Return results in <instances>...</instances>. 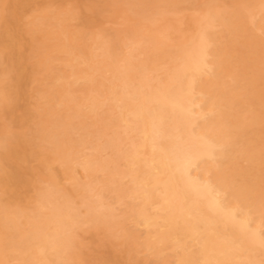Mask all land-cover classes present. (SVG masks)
Here are the masks:
<instances>
[{"label":"bare ground","instance_id":"6f19581e","mask_svg":"<svg viewBox=\"0 0 264 264\" xmlns=\"http://www.w3.org/2000/svg\"><path fill=\"white\" fill-rule=\"evenodd\" d=\"M3 0H0V5L2 4L1 2H2ZM7 1V0H6ZM5 1V2H6ZM13 2H11V1H7V2H10L11 4H13L14 5V3L16 2H14V0H12ZM26 1V0H25ZM33 0H30V4H31V2H32ZM45 2L47 1L48 2V0H44ZM59 1V0H58ZM57 1V2H58ZM74 1H76V0H61V3L60 4H62V3H64V4H70V6L72 5L71 4V2H73V3H75ZM77 1H79V0H77ZM76 1V2H77ZM119 1V0H118ZM145 1V0H144ZM160 1V0H159ZM175 1V0H174ZM223 0H179V1H175V2H173V3H171V4H169V5H167V4H162V6H160V4H159V6H160V9H156V10H149V8L147 9V8H143V7H141L139 4H138V2H137V0H124L123 1V4H116V1H113V2H110L111 3V8H108V10H105V9H103L102 7L100 8V6L98 5V6H93V7H91V5H88V6H90L91 8H89V11H84L83 12V14L82 15H80L78 12L79 11H75L74 13H71L70 14V16H69V18H70V22H73V19L75 18V20H76V18H77V20H80V23L78 22L77 24H79L78 25V28H76V26H75V28L77 29H75V32L73 33V34H71V32L69 31V29H71V27L68 29V27L67 26H65V24H63V22L66 20L65 18V20L64 21H62L61 23L60 22H58L57 20H55V21H57V22H55V23H53V24H55V26L57 27V29H58V35L60 34L62 37H63V40H62V42L59 44V42L61 41V40H59V42L57 43V44H53V42H52V46H50V44L49 45H47L46 44V42H44V40L48 37L47 35V37L44 39V40H42V38H40V40L38 39V41L40 42V41H43L45 44H46V46H50V47H52L53 48V51L55 50V51H57V52H62V53H64L65 55H67V57H68V59H66V60H68V65H66V69L68 68L69 69V76H68V78L69 79H67L66 81H65V78H61L63 81H65L66 82V88H64V90L62 89V87L60 88V89H62V90H58V91H62L61 92V98H62V100H60L62 103H61V105L63 104V102H65V104H66V102H70V103H72V105H73V107L75 106V108H76V112H75V114H83L81 117H85L84 115H86V117L87 116H91V117H93L97 112H99L100 110L99 109H105V110H107L108 109V107H109V109L111 108V109H113L114 111H115V116H114V118H113V120L111 121H109V122H107V124L105 125V120H104V124L102 125L103 126V128H105L103 131L100 129V131L101 132H98V135L99 136H97L96 134H97V132L95 133V137H98V139L101 137V138H103V143H102V145H100V147L98 148V149H96V147L94 148V149H96V150H91V149H89L87 152L86 151H84L85 153L83 154H81V155H84L83 156V163H84V166H85V168L87 169L88 168V170L91 172V171H95V170H100L101 171V169L102 170H105V171H107V168H108V164L109 163H113L112 162V160L113 159H110V158H107V157H105V156H103V154L105 153V151L106 150H109L110 151V153H112L111 155H114L115 157L114 158H116V159H121V160H123L124 161V163H125V171L123 170V172H120V171H122V169H119L120 171L119 172H114V173H111V175L113 174V180L112 181H109L110 183L108 184V186L111 188V192L115 195L114 197H116V202H117V200L118 201H121V202H119V203H122V198H123V196H124V194L126 195L127 194V196H129V198H131V199H133V200H136L137 201V205H136V217L138 218V219H140L141 220V222H142V225L144 226V228H145V234H143L142 236H145V237H143V238H145L144 239V249L149 253V255H148V253H147V255L148 256H153V259L155 260V258H156V256H158V257H160V256H162L161 254H164V253H162L164 250L165 251H169V252H172V255L173 256H170V258H174L173 259V263L172 264H241V263H237V261H238V257H239V251H240V244H237L238 242L240 243V241L242 240L241 239V237L239 238V236H236V234H235V236L237 237V238H239L240 239V241H238V242H236V240H234V239H231L232 237H230V238H228V237H223V236H220V234H219V232L217 233V228H216V223L217 222H219V224H221L220 222H222V224L220 225V226H222L223 225V223L225 222V225H226V223H228V224H230V225H232L233 227H234V229H236L237 230V232H239V233H241L242 235H244V236H246V237H248V239H250L251 241H254V242H259V238L258 237H260L261 239H262V237L259 235H257L256 233L257 232H260L259 230L256 232V230L255 229H253L252 228V224H250V220H249V215L252 217V214H247L248 215V217L246 216V215H242L243 214V211H244V207H243V204H244V202H241L242 201V199H240L241 201H239V204L240 203H243L242 204V207L239 205V204H236V206L237 205H239L240 207H241V209H243V211H242V217L241 218H236V214H235V212H234V209L233 210H231V211H228L227 209V211L221 206V204L223 203V201H222V203H220L221 202V199H222V197H221V199H219V192H218V194L217 195H215L216 196V198H217V196H218V199L220 200V202L215 198V196L213 197L212 196V190L213 189H215V187L214 188H210V186H211V184H210V186H209V183L211 182H209L208 183V181L207 182H200L199 180V182L196 180V179H194V178H196L198 175H196V177H192L191 176V169L193 168V167H195V166H197L196 164H197V161H199V158H201L202 156H203V158H204V155L205 156H211V153L213 152V151H215L214 150V148H212V150H211V144H210V142H208V141H210V139L212 140V138H210L208 141L207 140H205V139H207L208 138V136L206 135V137L207 138H205V136H203V135H199V134H197V133H194L193 134V132H192V128H190V125H191V122H192V120H195V118H196V120H198L199 118H198V116H201L202 115V117H204L205 115L204 114H207V115H209V116H211V118H212V116H213V114L215 115V114H217V112H216V109H218V110H220V109H222V111L223 110H227L228 109V111L230 112V110H229V108H230V105H229V107L227 108V109H223V107L225 106H228V105H226L225 104V102L223 103L222 102V100L220 101V100H218L217 98H216V96L215 95H218L219 94V96H220V94H222V93H218L219 91H218V89L220 90L221 88H218L217 90L215 89V88H213V89H215V92L216 91H218L217 92V94H215V92H214V94H211L212 92H210V90L206 93L208 96L207 97H213L212 95H214V97H215V99L213 100H211V99H208V100H210V102H209V104H208V102L206 103V104H208V107L206 106L205 107V105L206 104H204L206 101H207V97L205 98V99H202L203 97H205V95H202L203 97L201 98V96H199L198 98L196 97V96H194L195 95V93H194V95H193V77L195 76V75H197V74H199V73H202V75L204 74L203 72H201V71H203V70H205V72L208 70V69H210V63H209V65H208V60H207V56L208 55H210L209 54V48H210V46H209V42H212V45L211 46H213L214 44H215V42H216V40L218 41V43H221L222 42V40H221V38H220V42H219V39L218 38H216L214 41L215 42H213V41H210L209 40V38L208 37H215L214 35H213V32L214 31H212L211 29H215L216 27L214 26V25H216L217 26V24H215V22L217 23V21H215V20H218V19H216L215 17L218 15L217 14V12L219 11V4H220V2H222ZM234 1V0H233ZM240 0H237V2H239ZM254 1V0H253ZM255 1H257V0H255ZM259 2H258V8H257V11H255V10H249V9H247V7H246V10L244 11L245 13H244V16L247 18V22L248 21H253V19H254V17H255V15L257 14V13H259L260 11H262L263 10V8H264V0H258ZM5 3V4H8V3ZM19 2V1H18ZM21 2V1H20ZM22 2H24L23 0H22ZM34 2H36L35 0H34ZM39 2H42L41 0H38V2H36V5H37V3H39ZM46 2V3H47ZM52 2V1H51ZM79 2H81V3H83V0H81V1H79ZM95 2V1H94ZM108 2H109V0H108ZM158 2V1H157ZM224 3L226 2L225 0L223 1ZM229 2H231L232 3V1H228L227 3H228V5H229ZM236 2V3H237ZM241 2V1H240ZM9 3V4H10ZM27 3V4H26ZM45 3V4H46ZM48 3H50V1L48 2ZM48 3H47V5H48ZM78 3V2H77ZM107 3V2H106ZM105 3V4H106ZM110 3H109V5H110ZM164 3H165V1H164ZM227 3H225V4H227ZM8 4V5H9ZM10 4V5H11ZM23 4H25L24 6V8H28V7H26V5H28L29 3H28V1L27 2H25V3H23ZM53 5H54V1H53V3H52ZM63 4V5H64ZM233 4H235V3H233ZM241 4V3H240ZM249 4V3H248ZM8 5H7V7H8ZM13 5H12V7H13ZM15 5H16V3H15ZM33 5V4H32ZM34 5H35V3H34ZM41 5H44V3H42ZM56 5V4H55ZM58 5H59V2H58ZM108 5V4H107ZM227 5V8H229L230 9V6L231 5H229L228 6ZM246 5V4H245ZM18 6H19V4H18ZM40 6V5H39ZM77 6V5H76ZM81 6V5H80ZM105 6V5H104ZM143 6V5H142ZM247 6V5H246ZM42 7V6H41ZM46 7V6H45ZM52 7L53 6H51V8L50 7H46V8H44V7H42V8H44L45 10H47L48 12L50 11V12H52V11H54V10H52ZM66 7H68L67 5H66ZM78 7H79V4H78ZM108 6H106V8H107ZM155 7V6H154ZM157 7V6H156ZM223 7V6H222ZM238 7H239V5H238ZM237 7V8H238ZM6 8V7H5ZM19 8L20 9H22V11H23V13H24V15H25V13H27L28 12V10H24V8H22V5H21V7L19 6ZM36 8V7H35ZM40 8V7H39ZM71 8V7H70ZM80 8V7H79ZM158 8V7H157ZM236 8V9H237ZM7 9H10V7H8ZM6 9V10H7ZM11 9H13V8H11ZM15 9H16V6H15ZM38 9V8H37ZM77 9V8H76ZM75 9V10H76ZM81 9V8H80ZM222 9V8H221ZM225 9V8H224ZM235 9V10H236ZM5 10V11H6ZM18 10V9H17ZM30 10V13L32 12L31 11V9H29ZM42 10V9H41ZM41 10H39V12H41ZM82 10V9H81ZM231 10V9H230ZM234 9L232 10V11H235ZM238 10H239V8H238ZM237 10V11H238ZM8 11H10V10H8ZM24 11H26V12H24ZM36 10L34 9V12H35ZM58 11V10H57ZM223 11V10H222ZM231 11V12H232ZM7 12V11H6ZM6 12L4 13V14H6ZM11 12V11H10ZM9 12V13H10ZM13 12V11H12ZM34 12H32V13H34ZM65 12H67V11H65ZM220 12H221V10H220ZM219 12V13H220ZM230 11L228 12V14L229 13H231ZM1 13V12H0ZM15 13V12H14ZM13 13V14H14ZM17 13H19V14H23V13H21V11H17ZM31 13V17H33L34 16V14H32ZM37 13H38V10H37ZM45 13V12H44ZM222 13H225L224 11L222 12ZM222 13H220V15L222 14ZM235 13V15L234 14H232V15H234V17L236 16V12H234ZM238 13V12H237ZM11 14V13H10ZM16 14V13H15ZM29 14V13H28ZM27 14V15H28ZM39 14V13H38ZM58 13H54V12H52L51 13V16L50 17H53V19H54V17L57 15ZM60 14H63V13H60ZM226 14H227V11H226ZM225 14V15H226ZM238 14H242V12L241 13H238ZM237 14V15H238ZM3 15V14H2ZM67 15V17H68V13L66 14ZM66 15H61L62 17H65ZM219 15V16H220ZM224 15V14H223ZM224 15V16H225ZM10 16H12V15H10ZM14 16H18L17 14L16 15H14ZM28 16H30V15H28ZM37 15H35L34 17H36ZM40 16H42V15H40ZM61 16H59V17H61ZM239 16V15H238ZM243 16V15H242ZM243 16V17H244ZM263 16V15H262ZM3 17H5L4 15H3ZM6 17H7V15H6ZM5 17V18H6ZM15 17V18H16ZM22 17V16H21ZM31 17H30V19H31ZM47 17H49V16H47ZM46 17V18H47ZM218 17V16H217ZM221 17V16H220ZM225 17H227V16H225ZM240 17V16H239ZM257 17V16H256ZM260 17V16H259ZM5 18H3V19H5ZM9 18V17H8ZM8 18H7V20L5 19V21L7 22V24H6V26H4L5 24H2V25H0V40L3 42V41H5L4 39H6V43L7 44H13V42L16 40V39H18L19 38V35L16 33V31L19 29H16L15 30V32H13V30L11 29L10 30V28H11V26H13V22L10 24V20H8ZM18 19H19V17H17ZM24 18V19H23ZM23 18H21V19H23V20H21V21H25V17H23ZM29 18V17H28ZM46 18H43V19H40V18H37L36 19V22L35 23H38L37 25H39V26H43L44 28H48V26H51V25H49L48 23H47V20H53V19H50V18H48L47 20H46ZM57 18V17H56ZM214 18H215V20H214ZM223 18V17H222ZM228 18V17H227ZM232 18V17H231ZM241 18V17H240ZM258 18V17H257ZM261 18V17H260ZM13 19V18H12ZM35 19V18H34ZM221 19V18H220ZM237 19V18H236ZM263 21H264V19L263 18H261ZM14 20V19H13ZM27 20V19H26ZM74 20V22H76ZM187 20L188 21H190V24H191V26H193V30L191 31V32H188V33H177V30H184V28L186 27V23H187ZM222 20V19H221ZM233 20V19H232ZM238 20H239V18H238ZM243 20V18H241V21ZM258 21H260L259 19H257ZM261 20V21H262ZM20 21V22H21ZM33 21H35V20H33ZM54 21V20H53ZM61 21V20H60ZM244 21V20H243ZM246 21H244V22H246ZM260 21V22H261ZM2 22H3V20H2ZM20 22H18V23H20ZM66 22V21H65ZM232 22V21H231ZM234 22L235 21H233V24H234ZM238 21L236 20V22H235V26H236V24H238L237 23ZM246 22V23H247ZM255 22V21H254ZM15 23V22H14ZM24 23H26V21L24 22ZM35 23H33V24H35ZM219 24H220V22H218ZM245 23V24H246ZM75 24V23H74ZM227 24V23H226ZM239 24H240V26H241V23L239 22ZM242 24H243V22H242ZM244 24V26L243 27H245L246 25ZM259 24H262L261 25V27L260 28H262V26H263V23H259ZM28 25L30 26V24L28 23ZM76 25V24H75ZM221 25L222 24H220V27H221ZM3 26V27H2ZM17 27H18V25H16ZM27 26V25H26ZM213 26L215 27V28H213ZM224 26V25H223ZM222 26V27H223ZM232 26V25H231ZM248 26H250V23H249V25ZM28 27V26H27ZM31 27H32V23H31ZM212 27V28H211ZM219 27V25L217 26V29H219L220 28ZM222 27H221V29H222ZM227 27V26H226ZM229 27V26H228ZM21 28V27H20ZM24 27H22V29H23ZM50 28H52L53 29V27H50ZM55 28V27H54ZM208 28H210V30H211V32H212V35L213 36H211V33H209L208 35H207V30H208ZM250 28V27H249ZM249 28H246V29H248V31L251 33V31L249 30ZM14 29V28H13ZM21 29V30H22ZM49 29V28H48ZM56 29V28H55ZM226 29V28H225ZM234 29V28H233ZM238 30V29H240V28H235V30ZM254 29V28H253ZM258 29V28H257ZM263 29V28H262ZM27 30H30V29H27L26 28V34H28V35H30L29 33L32 31V30H30V32L29 33H27L28 31ZM220 30V29H219ZM218 30V31H219ZM230 30H232L231 29V27H230ZM230 30H229V32H230ZM38 31V30H37ZM44 30L42 29V32H43ZM209 31V30H208ZM226 31V30H225ZM225 31H223V32H225ZM233 31V30H232ZM240 31V30H239ZM242 31V33H243V30H241ZM247 31V30H246ZM247 31V32H248ZM253 31V30H252ZM3 32H4V34H3ZM32 32H34V31H32ZM36 32V31H35ZM47 32H48V30H47ZM54 32V31H53ZM72 32H73V29H72ZM210 32V31H209ZM216 32H217V30H216ZM215 32V33H216ZM227 32H228V28H227ZM234 33H236L235 31H233ZM254 32H255V29H254ZM19 33V32H18ZM43 33H46V32H43ZM42 33V35L44 36L45 34H43ZM250 33L249 34H247V35H250ZM261 32H259V34H260ZM50 34H54V33H50ZM49 34V35H50ZM223 34V33H222ZM222 34H220V36H222ZM225 34H226V32H225ZM229 34V33H228ZM239 34V33H238ZM244 34H245V32H244ZM253 34V33H252ZM256 34V33H255ZM37 35V36H36ZM35 36H36V38L38 37L39 38V36H41V37H43L41 34L38 36V34H36ZM234 35V34H233ZM236 35H237V33H236ZM241 35H243V34H241ZM240 35V36H241ZM30 36H32V35H30ZM30 36H28V39L30 38ZM34 36V37H35ZM219 36V35H218ZM224 34H223V39H225L224 38ZM251 37H252V35H250ZM255 36V35H254ZM45 37V36H44ZM43 37V38H44ZM226 37V36H225ZM238 37H239V35H238ZM244 37V36H243ZM250 37V38H251ZM257 37H260V35L259 36H256L255 37V40H256V38ZM23 39H24V37H22ZM50 38H52V41L54 40L53 39V37H52V35H51V37ZM56 38V37H55ZM229 38V40H230V38L231 37H228ZM233 38V37H232ZM235 38H237V36L235 37ZM245 38V37H244ZM247 38H249V37H247ZM254 38V37H253ZM260 38H262V37H260ZM31 39V38H30ZM29 39V40H30ZM49 39V38H48ZM238 39V41H239V38H237ZM242 39V38H241ZM246 39V38H245ZM245 39H243V43H244V40ZM212 40V39H211ZM227 40V39H226ZM262 40V39H261ZM47 41V40H46ZM58 41V40H57ZM56 41V42H57ZM235 41V44H236V40H234ZM263 41V40H262ZM4 42V43H5ZM19 42H21V41H19ZM32 42H35V41H32ZM224 42H225V40H224ZM228 42V41H227ZM230 43H231V41H229ZM228 42V44H230ZM246 42H247V39H246ZM245 42V43H246ZM248 42H251V40H249ZM247 42V43H248ZM254 43H255V41H253ZM260 42V41H259ZM26 43V42H25ZM42 43V42H41ZM214 43V44H213ZM242 43V45H244ZM39 44V43H38ZM45 44H42V45H44V47H45ZM226 45H227V43H225ZM232 44H233V42H232ZM237 44L239 45V42H237ZM6 45V44H5ZM14 45V44H13ZM40 45V44H39ZM216 45H217V43H216ZM253 44L251 43V46H252ZM256 44H254V46H255ZM259 45H261V44H259ZM2 46V45H1ZM18 46V45H17ZM29 46V45H28ZM31 46V45H30ZM85 46H87L86 48H89V52H88V55H84L85 53H87L86 51H85V53H83L82 52V49L83 48H85ZM215 46V45H214ZM211 47L210 49H212V48H215V47ZM223 46V45H222ZM233 46H235V45H233ZM237 46V45H236ZM2 47H4V45L2 46ZM12 47H14L15 48V46H12ZM24 47V46H23ZM37 46H35L34 48H36ZM40 47H41V45H40ZM44 47H41V48H36V50L37 49H42V50H37V51H43V49H45ZM49 47V49H48V52H50L51 50V48ZM238 47V46H237ZM247 47V44H246V46H245V48ZM250 47V46H249ZM5 48V47H4ZM4 48H1L2 50L4 49ZM6 48H7V46H6ZM30 48V47H29ZM29 48H28V50H29ZM34 48H33V50H34ZM224 48V47H223ZM243 48V47H242ZM241 48V49H242ZM252 48H254L253 46H252ZM252 48H250V49H252ZM256 48H258L257 46H256ZM18 48L16 47V50H17ZM22 49V48H21ZM31 49H32V47H31ZM216 49V48H215ZM219 49V48H218ZM221 49V48H220ZM227 49H229L228 47H227ZM240 49V48H239ZM240 49V50H241ZM248 49V48H247ZM246 49V50H247ZM249 49V50H250ZM10 50V49H9ZM8 50V51H9ZM50 50V51H49ZM86 50H88V49H86ZM225 50V49H224ZM245 49H244V51H246ZM248 50V51H249ZM253 50V49H252ZM255 50V49H254ZM257 50V49H256ZM4 51H6L7 52V50L6 49H4ZM45 51H46V49L44 50V53H45ZM53 51H51V52H53ZM229 51H230V49H229ZM232 51V50H231ZM260 51V50H259ZM262 51L263 50H261V53H262ZM6 52L4 53V54H6ZM17 52V51H16ZM21 52L22 51H20L19 53H20V55H21ZM40 52V53H41ZM154 52H156L157 54H152V53H154ZM225 52V51H224ZM227 52V51H226ZM247 52V51H246ZM31 53V52H30ZM38 53V52H37ZM37 53H34V54H37ZM39 53V54H40ZM212 53V52H211ZM217 53V52H216ZM229 53V52H228ZM238 53V52H237ZM245 53V52H244ZM248 53V52H247ZM258 53H260V52H258ZM260 53V54H261ZM4 54H0V55H4ZM10 54V53H9ZM25 54V53H24ZM31 54H33V52L31 53ZM37 55V58L38 57H40V55ZM46 54V53H45ZM58 54V53H57ZM152 54V55H151ZM239 54V53H238ZM241 54V53H240ZM253 54H255V52L253 53ZM51 55V54H50ZM53 55V54H52ZM58 55H60V54H58ZM167 55H169V56H172V58H171V61L173 60V58H174V60L176 61H174L175 62V64H174V68L173 69H170V70H172V72H171V74H168V79H167V81L165 82V81H160V79L157 77V75H156V72L158 71V70H161V71H163V70H165L166 68H164L163 70H162V68L165 66V65H163V67H162V65H160L161 64V62L158 60V56H164V57H166ZM215 55V54H214ZM213 55V56H214ZM242 55V54H241ZM248 55V57L251 55V54H247ZM262 55V54H261ZM261 55H259L258 54V56H261ZM4 56H6V57H8L9 58V56L6 54V55H4ZM12 55L10 54V57H11ZM18 56H19V54H18ZM27 55H25V57H26ZM28 56H29V54H28ZM36 56V55H35ZM44 56V55H43ZM46 56H47V54H46ZM210 56H212V54L210 55ZM243 56V55H242ZM246 56V55H245ZM252 57H256L255 55H251ZM250 56V57H251ZM31 57V56H30ZM163 57V58H164ZM239 57V56H238ZM248 57H246V59L248 58ZM15 58V57H14ZM14 58H13V60H14ZM27 58V57H26ZM36 58V57H35ZM45 58V57H44ZM44 58H42V60H45ZM47 58V57H46ZM51 58V57H50ZM50 58H48L47 60L49 61L50 60ZM60 58V57H59ZM62 58H63V55H62ZM242 58V57H241ZM261 58V57H260ZM259 58V59H260ZM10 59V58H9ZM8 59V60H9ZM24 58H15V63H16V66H17V68H18V70H20V69H22V67L23 66H25V64H26V61H25V63L24 64H22L23 63V60ZM28 59V58H27ZM39 59H41V58H39ZM170 59V58H169ZM243 59H245V58H242L241 60H243ZM259 59H258V61H259ZM2 60V59H1ZM11 60V59H10ZM33 60H36V59H33ZM62 60V59H61ZM64 60H65V58H64ZM63 60V61H64ZM254 60H255V58H254ZM254 60H250V61H252V62H254ZM63 61H62V63H63ZM167 63H165V64H167L166 65V67L168 66V65H170V64H168V56H167ZM238 61V60H237ZM237 61H235L236 63L235 64H240V65H238V66H240V67H242L243 65H242V63H237ZM247 61V60H246ZM255 61H257V57H256V60ZM11 62V61H10ZM33 62V61H32ZM45 62V61H44ZM213 62V61H212ZM211 62V63H212ZM215 62V61H214ZM220 62H222V60L220 61ZM239 62H241V61H239ZM243 62V61H242ZM244 62H245V60H244ZM243 62V63H244ZM248 62H249V60H248ZM248 62H246V63H248ZM251 62V63H252ZM2 63H3V61H2ZM29 63V62H28ZM59 63H61V62H59ZM251 63H249L250 65H251ZM258 63V62H257ZM256 63V64H257ZM41 65H42V63H40ZM55 64V63H54ZM57 64V63H56ZM66 64H67V62H66ZM245 64V63H244ZM248 64V65H249ZM6 65V64H5ZM9 65V64H8ZM39 65V64H38ZM47 65V64H46ZM65 65V64H64ZM242 65V66H241ZM252 65H255V64H253L252 63ZM252 65H251V67H252ZM260 65H261V60H260ZM260 65H258V66H260ZM29 66H31L30 65V63H29V65H28V67ZM40 66V65H39ZM39 66H37V67H39ZM67 66H69V67H67ZM233 66V65H232ZM231 66V67H232ZM246 66H247V64H246ZM258 66L256 67V68H254V66H253V70H257V68H258ZM263 66H264V64H263ZM34 67V66H33ZM33 67H31V69L33 68ZM41 67H43V66H41ZM212 67L214 68V66L212 65ZM211 67V68H212ZM223 67V66H222ZM225 67V66H224ZM230 67V68H231ZM236 67H237V65H236ZM240 67H239V69H240ZM262 67V65L259 67V69ZM4 68V67H3ZM9 68V67H8ZM12 68V67H11ZM48 68H50V64H49V67ZM60 68V67H59ZM212 68V71H210V76L212 75L213 77L214 76H216V75H214L213 74V69ZM227 68V67H226ZM229 68V67H228ZM234 68H235V65H234ZM247 68V67H246ZM263 68V67H262ZM14 69H15V67H14ZM24 69H25V67H23V71H24ZM26 69H27V66H26ZM34 69V68H33ZM39 69H41L40 67H39ZM53 69V68H52ZM239 69H237V70H239ZM35 70H36V68H35ZM35 70H32V71H34L35 73H39V76H41V75H43V77H44V75L47 73V71H49V69H47V70H45V67H44V70H42L43 72H39V71H35ZM51 70V69H50ZM54 70H56V69H54ZM59 70H61V68L59 69ZM59 70H56L57 72L56 73H60V71ZM170 70H169V73H170ZM221 70V69H220ZM220 70H219V73H220ZM232 70H236V69H233V67H232ZM240 70H242V69H240ZM245 70V69H244ZM262 70H264V69H262ZM16 71H17V69H16ZM59 71V72H58ZM62 71V70H61ZM66 71V70H65ZM64 71V72H65ZM223 71V70H222ZM248 71V70H247ZM51 72H52V70H51ZM159 72V71H158ZM164 72V71H163ZM211 72H212V74H211ZM218 72V71H217ZM227 72V71H226ZM229 72V71H228ZM234 72V71H233ZM242 72V71H241ZM246 72V71H245ZM259 72H260V70H259ZM16 73V72H15ZM14 73V74H15ZM18 73H20V72H18ZM17 73V74H18ZM167 73H168V71H167ZM166 73V74H167ZM249 73V72H248ZM253 73V72H252ZM258 73V72H257ZM262 72H260V73H258V76L260 77V76H263V75H260ZM263 73H264V71H263ZM61 74V73H60ZM65 74V73H64ZM205 74H207L208 75V77H209V74H208V72L207 73H205ZM204 74V75H205ZM235 74H238L236 71H235ZM254 74V73H253ZM0 75L1 76H4V75H6V73L4 72V70H1L0 69ZM22 75H24L23 73H22ZM21 75V76H22ZM36 75V74H35ZM52 75V74H51ZM50 75V76H51ZM54 75V74H53ZM59 75V74H58ZM62 75L63 74H61V77H62ZM227 75V74H226ZM233 75H234V73H233ZM233 75H232V77H233ZM247 75V76H246ZM246 77H249L250 76V74H249V76H248V74L246 73ZM19 76V75H18ZM65 76V75H64ZM63 76V77H64ZM67 76V75H66ZM164 76H165V73H164ZM212 76H211V78H212ZM224 76V75H223ZM222 76V77H223ZM235 76H240L239 74L238 75H235ZM257 76V75H256ZM11 77V76H10ZM56 77H58V76H56ZM160 77V76H159ZM163 77V76H162ZM183 77H186V78H183ZM227 76H224V78H226ZM230 75H229V80H231V82L230 83H232V81H235V79H237V78H240L239 79V81L243 84V82H242V80H241V77H235V79H233V78H231L230 79ZM244 77V76H243ZM242 77V78H243ZM18 78V77H17ZM35 78V77H34ZM39 78V77H38ZM38 78H35V79H38ZM41 78V77H40ZM51 79H53V77H50ZM182 78L183 79H185L186 80V86H183V87H185V89H180V87L179 86H181V85H179V84H181V82L182 81H185V80H182ZM195 78V77H194ZM203 79L205 78V77H202ZM218 78H219V76H218ZM217 78V79H218ZM221 78V77H220ZM43 79H45V78H43ZM49 79V78H48ZM56 80L58 79V78H55ZM54 79V80H55ZM213 79H215V78H212V79H210V80H213ZM245 79V78H244ZM260 79V78H259ZM262 79H264V77L262 78ZM17 80H19V78L17 79ZM38 80H40V79H38ZM45 80H47V78L45 79ZM53 80V83L55 82ZM58 80H60V78L58 79ZM57 80V81H58ZM201 79H200V76H199V81H200ZM205 80V79H204ZM207 78H206V83H208L207 82ZM216 80V79H215ZM215 80H213V81H211V82H213L214 83V81ZM2 81V80H1ZM12 81V80H11ZM11 81H9L8 83L9 84H11V85H13V86H11V85H9L10 87H14V85L15 84H12L11 83ZM14 81V80H13ZM16 81V80H15ZM25 81V80H24ZM29 81V80H28ZM44 81V80H43ZM48 81V80H47ZM56 81V82H57ZM61 81V80H60ZM102 81H104V83H102ZM209 81V80H208ZM222 81V80H221ZM237 81H238V79H237ZM237 81H235V82H237ZM243 81H245L246 82V79L245 80H243ZM248 81H249V78H248ZM259 81H262L261 79L259 80ZM6 82H7V80H6ZM46 82V81H45ZM44 82V83H45ZM52 82V81H51ZM55 82V83H56ZM197 82V81H196ZM216 82L217 83H219V85H220V82H218L217 80H216ZM224 82V81H223ZM235 82H233L234 83V85H235ZM244 82V83H245ZM251 82V81H250ZM2 83H3V81H2ZM42 83V82H41ZM47 83H49V82H47ZM60 83V82H59ZM195 83V82H194ZM205 83V82H204ZM222 83V82H221ZM232 83V84H233ZM241 83H240V85H241ZM256 84L258 83V81H256L255 82ZM262 83V82H261ZM62 84V83H61ZM174 84H176L177 85V87H175L173 90H171V87L174 85ZM183 84V83H182ZM196 84V83H195ZM223 84V83H222ZM246 84L248 85V84H250V83H247L246 82ZM252 84V83H251ZM256 84H252V86H255ZM20 85V84H19ZM53 85V84H52ZM179 85V86H178ZM183 85H185V84H183ZM207 85V84H206ZM210 85V84H209ZM212 85V84H211ZM216 85V84H215ZM214 85V86H215ZM223 85H225V84H223ZM223 85L221 86L220 85V87H222L223 88ZM238 84L236 83V87H238L237 86ZM246 85V86H247ZM262 85H263V83H262ZM1 86V85H0ZM6 86H8V85H6ZM18 86V85H17ZM22 86V85H21ZM20 86V87H21ZM54 86V85H53ZM77 86H83V87H85V88H87L86 89V92L83 94L82 92V97L80 98V99H78L77 97H78V95H76L74 92H76V90L77 89H79V87L78 88H76L75 89V87H77ZM217 86V85H216ZM227 86V85H226ZM233 86V85H232ZM245 86V85H244ZM249 86V85H248ZM247 86V87H248ZM258 86V85H257ZM24 87V86H23ZM34 87V86H33ZM51 87V86H50ZM103 87H105L104 89H103ZM205 88L207 87H209V86H204ZM211 88L213 87V86H210ZM209 87V88H210ZM219 87V86H218ZM228 87V89L231 87V86H227ZM235 86H233L232 87V89L234 88ZM236 87H235V90H233L235 93L237 92L236 91ZM246 87V90H248V88ZM259 87V86H258ZM261 87H263V86H261ZM4 88H6V87H4ZM3 88V90H5ZM9 88V87H8ZM16 88V87H15ZM54 88V87H53ZM58 88V87H57ZM56 88V89H57ZM84 88V89H85ZM195 88V87H194ZM206 88V89H207ZM224 88L227 90V88L224 86ZM223 88V89H224ZM242 88V90L244 89L243 87H241ZM253 88H256V87H253ZM264 88V87H263ZM263 88L261 89V88H259V89H261V90H263ZM231 88H230V91H226V90H224L225 92L223 93V94H225L226 92H229L230 94H231V90H232ZM250 89H252L251 88V85H250ZM3 90H1L0 89V91H3ZM8 90V89H7ZM11 90V89H10ZM18 90V89H17ZM34 90V89H33ZM53 90V89H52ZM212 90V89H211ZM222 90V89H221ZM237 90H238V88H237ZM254 90V89H253ZM259 93L261 92V91H259L258 89H256ZM24 91V90H23ZM45 91V90H44ZM48 91H49V89H48ZM239 91H241L240 90V87H239ZM255 91V90H254ZM264 91V90H263ZM263 91H262V95L264 94L263 93ZM18 92H19V90H18ZM39 92H42V91H39ZM47 92V91H46ZM51 92V91H50ZM195 92H197V91H195ZM210 92V94H211V96H209V93ZM221 92H223V91H221ZM234 92H232V94L234 93ZM245 92H248V91H244V93ZM249 92H250V90H249ZM248 92V93H249ZM253 92V91H252ZM251 92V93H252ZM257 92V93H258ZM12 93H14V95H15V97L17 96V91H16V89H14V90H12ZM21 93V92H20ZM31 92H29V93H27L28 94V96H30L31 94H30ZM33 93V92H32ZM76 93H80V92H76ZM200 93V92H199ZM198 93V94H199ZM235 93H234V96H236L235 95ZM239 94H240V92H238ZM253 93H256V92H253ZM251 94V95H253L254 96V94ZM25 94V93H24ZM49 94V93H48ZM55 94V93H54ZM58 94V93H57ZM75 94V95H74ZM237 94V93H236ZM200 95V94H199ZM229 95V94H228ZM238 95V94H237ZM241 95V94H240ZM246 96H249V98H250V95H247V93L245 94ZM12 96V95H11ZM21 96H22V94H21ZM35 96V95H34ZM58 96H60V95H58ZM80 96V95H79ZM222 96V95H221ZM225 96V95H224ZM244 95H241V99H242V101H244V102H242V103H244L245 104V102H248V101H246V100H243V99H245L244 97H243ZM245 96V97H246ZM252 96V97H253ZM11 98L10 96H9V94H7V93H5V91L4 92H0V102H1V108H0V111H6V110H9L11 107L12 108H14L13 107V105L17 102L16 101V98ZM32 97V96H31ZM31 97H29V98H31ZM55 97V96H54ZM218 97V96H217ZM227 97H230V99H231V97H232V95H229V96H227ZM243 97V98H242ZM251 97V98H252ZM254 97H256V95L254 96ZM264 97V96H263ZM263 97H261V98H259L258 97V95H257V100L259 101V99H261L260 101H259V103H261V101H263L264 99H263ZM20 98V97H19ZM28 98V97H27ZM26 98V99H27ZM53 98V97H52ZM58 97H56V99H57ZM219 98H221V97H219ZM233 98H235V97H232V99ZM237 98H239L238 96H237ZM247 98V97H246ZM259 98V99H258ZM36 99H39V98H36ZM55 99V100H56ZM216 99H217V102H216ZM229 99V101H227L228 99H226V103L228 102V104L230 103V104H232V102L234 101V99H233V101L231 102V100ZM240 99V100H241ZM44 100V99H43ZM42 100V101H43ZM48 100H50V99H48ZM54 100V101H55ZM199 100H201V101H204L205 100V102H202L201 104H202V106L201 105H199ZM252 100V99H251ZM250 100V101H251ZM253 100H254V98H253ZM256 99L254 100V102L255 101H257ZM40 101H41V99H40ZM218 101H220V103H223L222 105H224L222 108H220V107H218L217 108V103H218ZM236 102H239V101H237V100H235ZM257 101V102H258ZM28 102H30V101H28ZM38 102V101H37ZM56 102H57V100H56ZM252 102V101H251ZM253 102V103H254ZM257 102H255V104L257 103ZM31 103H33V102H31ZM54 103V102H53ZM241 103V104H242ZM250 103V102H249ZM17 104V103H16ZM28 104V103H27ZM46 104V103H45ZM51 104V103H50ZM67 104H69V103H67ZM235 104V103H234ZM233 104V105H234ZM240 104V106L242 107V105ZM248 104V103H247ZM263 104V103H262ZM29 106H30V104H28ZM27 105V106H28ZM44 105V104H43ZM47 105V104H46ZM57 105H59L58 103H57ZM57 105H56V107H57ZM61 105H59V106H61ZM203 105H204V107H203ZM238 105V104H237ZM246 105V104H245ZM264 105V104H263ZM16 106V105H15ZM33 106V105H32ZM38 106H39V104H38ZM59 106H58V108L57 109H59ZM105 106H107V108H103V107H105ZM248 106H249V104H248ZM250 106H252V103H251V105ZM249 106V107H250ZM257 106V105H256ZM255 106V107H256ZM19 109H20V107L19 106H17ZM31 107V106H30ZM29 107V108H30ZM47 107V106H46ZM231 107H233V106H231ZM247 107V106H246ZM245 107V108H246ZM252 107H254V106H252ZM252 107H250V109L252 108ZM258 108H261L260 106H259V104H258V106H257ZM264 106H262V108H263ZM41 108V107H40ZM42 108H45V107H42ZM51 108H53V106H51ZM63 108V107H62ZM67 108V107H66ZM248 108V107H247ZM246 108V109H247ZM15 109H16V107L13 109V111L15 112ZM18 109V110H19ZM38 110H39V107L37 108ZM54 109V108H53ZM61 109V108H60ZM64 109V108H63ZM108 109V110H109ZM110 109V110H111ZM231 109V108H230ZM234 109V108H233ZM245 109V111H248L249 110V108H248V110H246ZM253 109V108H252ZM47 110V109H46ZM50 109H48V111H49ZM56 110V109H55ZM54 110V111H55ZM71 109L69 108V110L68 111H70ZM74 110V109H73ZM99 110V111H98ZM107 110V111H108ZM110 110H109V113H110ZM243 110V109H242ZM254 110V109H253ZM260 109H258V112H259V114L258 115H262V114H260V111L262 110H260ZM263 110H264V108H263ZM17 111V110H16ZM64 111V110H63ZM75 111V110H74ZM222 111H220V113L222 114ZM241 111V110H240ZM13 112V113H14ZM53 112V111H52ZM52 112L51 113H49V115L50 114H52ZM59 113L61 112L60 110L58 111ZM251 112H252V110H251ZM255 112V111H254ZM256 112H257V109H256ZM255 112V113H256ZM10 113H11V111H10ZM18 113H19V111H18ZM45 113V112H44ZM47 113V114H48ZM67 113V112H66ZM71 113H73V111L71 112ZM100 113H103L102 111L100 112ZM105 113L107 114V112L105 111ZM231 113H232V111H231ZM245 113H248V114H250L249 113V111L248 112H245ZM244 113V114H245ZM2 114V113H1ZM5 114V113H4ZM7 114V113H6ZM58 114V113H57ZM68 114H70V112L68 113ZM227 114H228V112H227ZM225 115V114H222V115H225V116H223V117H225V119L228 117L229 119H230V117H231V119L233 118H237V117H232V115L229 117L228 115ZM233 114V113H232ZM235 114H236V112H235ZM253 112L251 113V115H248V116H252L253 117ZM57 116L56 114H53V116ZM58 115H60V114H58ZM62 115V114H61ZM98 115V114H97ZM96 115V116H97ZM100 115V114H99ZM111 115V114H110ZM204 115V116H203ZM218 115V114H217ZM217 115H215V116H217ZM222 115H221V118H223L222 117ZM234 115V114H233ZM257 115V114H256ZM2 116H4V118H6V116L7 115H3L2 114ZM9 116V115H8ZM19 116V115H18ZM66 116V115H65ZM65 116H64V119H65ZM76 116V115H75ZM104 116V115H103ZM107 116H108V114H107ZM106 116V117H107ZM113 116V115H112ZM208 116V117H209ZM235 116V115H234ZM255 116V115H254ZM1 117V116H0ZM48 117V116H47ZM63 117V116H62ZM67 117V116H66ZM69 117H71V115L69 116L68 115V118ZM90 117V118H91ZM16 118H17V116H16ZM20 118V117H19ZM52 118H54V120L56 121V118L55 117H52ZM58 118H60V117H58ZM73 118H74V115H73ZM89 118V119H90ZM99 118V117H98ZM102 118V117H101ZM101 118H100V120H101ZM198 118V119H197ZM205 118H207V117H205ZM204 118V120H206V121H204L203 120V123L204 122H207L209 119H210V117H209V119L207 120V119H205ZM244 118V117H243ZM251 118V117H250ZM257 118H259L258 116L257 117H255V119H257ZM3 119V118H2ZM1 118H0V121L2 120ZM7 119V118H6ZM9 119H10V116H9ZM12 119V118H11ZM18 119V118H17ZM67 119V118H66ZM76 119H77V116H76ZM78 119H80V118H78ZM86 119V118H85ZM95 119H97V118H95ZM95 119H93L94 121H95ZM103 119V118H102ZM104 119H106L105 117H104ZM110 119H112V117L110 118ZM213 119H214V116H213ZM215 119L217 120L218 118L217 117H215ZM224 119V120H225ZM260 119V118H259ZM259 119H257V121L259 120ZM36 120H38V119H36ZM36 120H33V121H36ZM62 120V119H61ZM61 120H59L60 122H61ZM71 121H72V118L70 119ZM69 120V121H70ZM211 120V119H210ZM216 120L214 121L213 120V122H216ZM221 120V119H220ZM238 120V119H237ZM263 120V118L262 119H260V121H262ZM4 121V120H3ZM2 121V122H3ZM10 121V120H9ZM14 121L16 122V120H15V116H14ZM44 121V120H43ZM57 121H58V119H57ZM56 121V123H58ZM65 121V123H67L68 121H66V120H64ZM86 121H88V118H87V120ZM90 121V120H89ZM97 121H99V119L97 120ZM106 121H108V120H106ZM236 121V120H235ZM243 121H244V119H243ZM257 121H254L255 122V124L257 123ZM4 122H7V121H4ZM10 122H12V121H10ZM18 122H19V120H18ZM53 122V121H52ZM59 122V123H60ZM74 122V121H73ZM96 122V121H95ZM194 122H196V121H194ZM193 122V123H194ZM199 122V121H198ZM201 122V121H200ZM208 122H210V121H208ZM212 122V121H211ZM213 122L211 123V124H213ZM225 122H229V121H227V120H225L224 122H223V124L225 123ZM231 122H232V120H231ZM239 122V121H238ZM263 122V121H262ZM58 123V124H59ZM69 123V122H68ZM76 123V122H75ZM91 123H92V121H91ZM99 123V122H98ZM197 123V122H196ZM202 123V122H201ZM222 123V120L221 121H219V124H221ZM233 123V122H232ZM242 123H245V122H242ZM8 124H10V123H8ZM21 124H22V122H21ZM48 123L46 122V125H47ZM60 124H62V122L60 123ZM60 124H59V127H60ZM74 124V123H73ZM94 124V123H93ZM101 124V123H100ZM198 124V123H197ZM205 124V123H204ZM207 124V123H206ZM217 124H218V122H217ZM218 124V125H219ZM222 124V125H223ZM234 124V123H233ZM253 124V123H252ZM252 124H249V125H252ZM254 124V125H255ZM262 124V123H261ZM6 125H7V123H6ZM6 125H5V127H6ZM13 125H14V123H13ZM17 125V124H16ZM45 125V124H44ZM49 125V124H48ZM51 126H52V123L50 124ZM49 125V126H50ZM54 125V124H53ZM63 125H64V123H63ZM69 125V124H68ZM66 126V125H64V128H65V126L67 127V131L69 132V136H70V134H73V136H76V135H74V134H76V133H78L77 131H76V129L74 128V125L72 126L71 124L69 125V126ZM88 125V124H87ZM194 125H196L195 123H194ZM193 125V126H194ZM199 125V124H198ZM215 125H216V123H215ZM225 125H226V123H225ZM223 126V127H226V126ZM260 125V124H259ZM23 126V125H22ZM57 126V125H56ZM56 126L55 127H53V128H55V130H56ZM62 126V125H61ZM76 126V125H75ZM85 126V125H84ZM83 126V127H84ZM89 127H90V125H88ZM96 126V125H95ZM94 126V127H95ZM192 126V125H191ZM200 126V125H199ZM201 126H202V124H201ZM207 126V125H206ZM247 126V125H246ZM258 125H256V127H257ZM7 127H8V130H10L11 128H9L10 126H8L7 125ZM13 127V126H12ZM14 127H17V126H14ZM19 127V126H18ZM46 127H48V126H46ZM77 127V126H76ZM91 127H92V125H91ZM94 127H92V128H94ZM99 127H101V126H99ZM196 127H197V125H196ZM195 127V129H197ZM203 127V126H202ZM214 127V124H213V126H212V128ZM216 127V128H215ZM212 130H219V128H221L222 126H220L219 128L217 127V125L215 126ZM232 127V126H231ZM252 127H254V126H252ZM261 127V126H260ZM1 128H2V126H1ZM30 126H29V130H30ZM33 128V127H32ZM37 128V127H36ZM49 128V127H48ZM58 128V127H57ZM60 128H62V127H60ZM63 128V129H64ZM80 128V127H79ZM86 128H87V126H86ZM102 128V127H101ZM102 128V129H103ZM201 128V127H200ZM200 128H198V129H200ZM211 128V127H210ZM209 128V129H210ZM241 128H243V124H242V127ZM249 128H251V127H249ZM13 129V128H12ZM15 129V128H14ZM18 129H20V128H17V130ZM78 129V128H77ZM87 129H89V128H87ZM87 129H85V130H87ZM197 129V131L196 132H199L200 130H198ZM203 129V128H202ZM205 129H206V127H205ZM247 129H248V126H247ZM256 129V128H255ZM259 129V128H258ZM21 130V129H20ZM54 130V131H55ZM59 130H61V129H59ZM65 130V129H64ZM84 130V131H85ZM92 130V129H91ZM96 130V129H95ZM217 130V133H219L220 132V130L218 131ZM225 130H226V128H225ZM245 130V129H244ZM31 131V130H30ZM29 131V132H30ZM53 131V130H52ZM52 131L51 130H49V129H43V128H40V129H36L35 131H34V134L31 136V137H29V139L26 141V143H24L25 144V146L24 147H26V144H27V146H32V145H35V142L38 144V146H40L42 149H43V151L46 153V154H43L42 153V151H40V153H42L43 155H45V156H42L43 158L44 157H46L47 156V153L48 154H52L50 151L49 152H47V150L48 149H50V148H52V144L54 143V139H56V138H54V136H55V134L57 133V132H59V131H57V132H55L54 134L52 133ZM53 131V132H54ZM62 131V130H61ZM89 131H90V129H89ZM97 131H99V130H97ZM129 131H131V132H133V134H134V132H135V134H136V136H137V140H129V137H128V132ZM204 130H202V132H203ZM208 131H211V130H208ZM251 131H253V130H249V132H251ZM26 132V129L24 130V133ZM33 132V131H32ZM131 132H129L130 134H131ZM214 132V131H213ZM222 132H223V130H222ZM225 132V131H224ZM14 133V132H13ZM60 133V132H59ZM62 133V132H61ZM60 133V134H61ZM64 133V132H63ZM200 134H201V132H199ZM204 133V132H203ZM209 133V132H208ZM212 133V132H211ZM237 133H238V131H237ZM259 133H260V129H259ZM8 134V136H9V133H7ZM22 133H20V135H21ZM28 134V133H27ZM86 134V133H85ZM205 134V133H204ZM214 134V133H213ZM224 134V133H223ZM228 134H230V133H228ZM228 134H226V135H228ZM234 134H236V133H234ZM6 135V134H5ZM10 135H12V136H14L15 137V135L14 134H10ZM17 135H19L18 133H17ZM30 135V134H29ZM78 135H80L79 133L77 134V136ZM83 135V134H82ZM82 135H81V137H82ZM94 134H92V136H93ZM216 135V134H215ZM220 135V134H219ZM231 135H233V134H231ZM240 135V134H239ZM60 136V135H59ZM62 136V135H61ZM66 136V135H65ZM64 136V137H65ZM91 136V137H92ZM205 138H203V137ZM217 136H218V134H217ZM221 136H223L222 134H221ZM229 136V135H228ZM228 136H227V139L226 140H230V139H228ZM245 136V135H244ZM251 136V135H250ZM1 137V136H0ZM2 137H4V136H2ZM56 137V136H55ZM68 137V136H67ZM80 137V138H81ZM90 137V136H89ZM90 137V138H91ZM211 137H213V135L211 136ZM215 137V136H214ZM236 137V136H235ZM260 137V136H259ZM259 137L257 138V139H259ZM10 138V137H9ZM21 138H23V136L21 135ZM62 138H63V136H62ZM69 138V137H68ZM67 138V139H68ZM70 138H71V136H70ZM73 139L74 141H75V143L77 144V145H79V147H80V144H83L84 142H86L85 140H84V142L82 141V139ZM88 138V137H87ZM224 138V137H223ZM225 138H226V136H225ZM233 138V137H232ZM5 139H7V138H5ZM4 139V140H5ZM16 139H17V137H16ZM24 139V138H23ZM23 139H22V141H23ZM95 139V138H94ZM93 139V140H94ZM97 139V138H96ZM98 139L97 140H95L96 142L98 141ZM133 139V138H132ZM136 139V138H135ZM215 139V138H214ZM234 139V138H233ZM261 139V138H260ZM0 140H2L1 138H0ZM59 140H62V139H59ZM72 140V141H73ZM7 141H8V139H7ZM10 141H11V138H10ZM58 141V140H57ZM63 141V140H62ZM64 141H66V140H64ZM92 141V140H91ZM100 141V140H99ZM216 141V140H215ZM219 141H220V139H219ZM224 141V140H223ZM232 141V139L229 141V142H231ZM239 140H236V142H238ZM248 141V140H247ZM2 141H0V143H1ZM5 141H3V143H4ZM9 142V141H8ZM13 141H11V143H12ZM15 142V141H14ZM55 142H56V140H55ZM61 142V141H60ZM89 142V141H88ZM233 142V141H232ZM235 142V141H234ZM233 142V143H234ZM249 143H250V145H248V147H250L251 146V148L253 147V145H251V144H255V143H251L252 142V140H250V141H248ZM22 143V144H23ZM57 143V142H56ZM62 143V142H61ZM64 143V142H63ZM70 143H72V142H69L68 141V147L70 146L69 144ZM74 143V146L73 147H76V144ZM90 143V142H89ZM95 143V142H94ZM222 143H224V142H222ZM226 143H228V142H226ZM246 143V142H245ZM264 143V142H263ZM5 144V143H4ZM3 144V145H4ZM10 144V143H9ZM21 144V142L19 141V145ZM59 144V143H58ZM85 144H87V143H85ZM84 144V145H85ZM91 145L93 144V143H90ZM90 144H88V145H90ZM97 144H98V142H97ZM124 144H126V146L124 147ZM236 145H238V146H240L241 144L239 143H235ZM8 145V144H7ZM11 145V144H10ZM71 145H73V144H71ZM94 145V144H93ZM92 145V146H93ZM96 145V144H95ZM213 145V144H212ZM224 145V144H223ZM225 145H227V144H225ZM234 145V144H233ZM245 145V144H244ZM255 145H257V144H255ZM5 146H6V144H5ZM14 145H12V147H13ZM15 146H17V145H15ZM29 146V147H30ZM57 146V145H56ZM63 146H64V144H63ZM82 147H80V148H82V149H84L83 148V145H81ZM214 146V145H213ZM221 146V145H220ZM231 146V145H230ZM246 146V145H245ZM262 146V145H261ZM261 146H259V144H258V148H259V152H260V147ZM11 147V146H10ZM20 147H22V149L25 151V150H28L27 149V147H26V149L22 146V145H20ZM54 148H55V146H53ZM66 147V146H65ZM64 147V148H65ZM78 147V146H77ZM76 147V148H77ZM78 147V148H79ZM85 147V146H84ZM88 147V146H87ZM91 146H89L88 148H90ZM215 147V146H214ZM218 147H219V145H218ZM226 147V146H225ZM225 147H224V151H227V150H225ZM2 148V147H1ZM15 148V147H14ZM39 148V147H38ZM60 148H61V146H60ZM71 148H72V146H71ZM75 148V152H76V150H78V148L76 149ZM86 148V147H85ZM93 148V147H92ZM216 149H217V147H215ZM230 148V147H229ZM235 148H236V146H235ZM234 148V149H235ZM241 148H243L242 150L244 151V150H246V147H241ZM255 148H257V147H255ZM262 148V147H261ZM9 150H11V148H8ZM21 149V148H20ZM69 149V148H68ZM73 149V148H72ZM87 149V148H86ZM219 149V152H220V148H218ZM222 149H223V147H222ZM233 148H231V150H232ZM239 148H236L235 150V152L236 153H239V152H237V150H238ZM250 149V148H249ZM3 150H5V149H2V150H0V171L2 170V172H0V173H2V174H0V183H2L3 184V186L5 187H3L2 188V190L4 189V191L6 192V194L10 197V198H13V196L15 195V192H18L19 191V189H18V191H16V189L19 187V188H26V187H24V186H26L27 184H26V182L28 183V182H30L29 180L30 179H28L27 177V179H28V181H26L25 182V180H23V178H21L20 176H18V174H17V172H16V170H14V168L13 167H11L10 166V160H9V162H7L6 161V153H4V151ZM6 150H7V147H6ZM14 151H17L18 150V148H17V150H15V149H13ZM31 150V149H30ZM29 150V151H30ZM36 150V149H35ZM41 150V149H40ZM51 150V149H50ZM57 150V149H56ZM60 150V149H59ZM58 150V151H59ZM63 150H65L66 151V149H63ZM251 150V149H250ZM257 150V149H256ZM262 150V149H261ZM8 151V150H7ZM37 151V150H36ZM52 151V150H51ZM71 151V150H70ZM79 151V150H78ZM222 151V150H221ZM228 151H229V149H228ZM227 151V152H228ZM233 151V154L232 155H234V150H232ZM239 151V150H238ZM242 151V152H243ZM254 151H255V149H254ZM21 152V151H20ZM26 152V151H25ZM33 152H34V150H33ZM69 152V151H68ZM215 152H218V150L217 151H215ZM215 152H213V154L215 153ZM217 153V154H222V153ZM227 152H225V153H227ZM246 153H247V150L245 151ZM244 152V153H245ZM264 152V151H263ZM17 153H18V155H19V150L17 151ZM22 153H23V151H22ZM21 153V154H22ZM36 153V152H35ZM38 153V152H37ZM39 153V154H40ZM55 153H56V151L54 152V154L53 155H55ZM58 153H60V151L58 152ZM56 154V155H60V154ZM65 153V152H64ZM63 153V154H64ZM76 153H80V152H76ZM76 153H75V155H76ZM224 152H223V154H225ZM229 153H231V152H229ZM241 153V152H240ZM244 153H242V155H245V156H247V154H244ZM250 153V152H249ZM248 153V154H249ZM39 154H37V155H39ZM70 154V153H69ZM228 154V153H227ZM227 154H225V155H227ZM251 154H252V152H251ZM255 154H257V157H256V159H260L261 157H259V155H258V153H256L255 152ZM22 155H24V154H22ZM48 155V157H46L47 159H50V157L52 156L53 157V155ZM73 155V154H72ZM110 155V154H109ZM250 155V154H249ZM253 155V154H252ZM251 155V156H252ZM8 156V155H7ZM10 156V155H9ZM9 156H8V158H9ZM12 156V155H11ZM17 156V155H16ZM21 155H19V157H18V159L19 158H21L20 157ZM41 156V155H40ZM40 156H38L39 157V159H41L42 157H40ZM50 156V157H49ZM64 156V155H63ZM67 156V155H66ZM74 156V155H73ZM73 156H67L68 157V159H69V157H73ZM214 156V155H213ZM227 156H230V154L229 155H227ZM227 156H224V157H227ZM235 156V155H234ZM237 156H239V158H241V157H243V156H241L240 157V155L239 154H237ZM28 157H34L33 156V154L32 153H30V152H27V156L25 155V159H27ZM37 156H35L34 158H35V161L37 162V158H36ZM51 157V158H52ZM60 157H62V156H60ZM60 157H57V156H54L53 157V159H54V161L53 162H51V163H53V165H54V162L56 161V160H58L57 158H60ZM82 157V156H81ZM80 157V158H81ZM105 157V158H104ZM109 157V156H108ZM113 157V156H112ZM233 157V156H232ZM236 157V156H235ZM233 157L234 158V162H235V159L237 160L236 162H238V164L240 163V159L238 158V157ZM247 157H249V156H247ZM247 157H246V159L244 158L243 160H241V161H243V162H245V160H246V162H247ZM259 157V158H258ZM263 158H264V155L262 156ZM13 158V157H12ZM43 158H42V161L40 162V160H39V162H40V164H39V168H41V169H44V171H45V168H47L46 170H48V164L50 165L51 163H49L50 161H51V159L48 161H45V163L46 162H48V164L46 163H43L44 162V160H43ZM46 158H45V160H46ZM55 158H56V160H55ZM74 158H75V156H74ZM76 158H77V160L75 161V162H78V157L76 156ZM203 158H201V159H203ZM216 158H217V156H216ZM238 158V159H237ZM250 158V157H249ZM262 158V159H263ZM18 159H16V160H18ZM62 159H64V158H61L60 160L62 161ZM67 159V160H68ZM116 159H114V160H116ZM215 159V158H214ZM219 159V158H218ZM227 159H229L228 157H227ZM232 159V158H231ZM262 159H260V161L262 160ZM13 160H15L14 158H13ZM23 160V159H22ZM60 160H58L59 161V163L61 164V166L63 165L62 163L63 162H65V161H67L66 160V158H65V160L64 161H62V163L60 162ZM69 160H71V158L69 159ZM68 160V161H69ZM204 160V159H203ZM210 160V159H209ZM213 160V159H212ZM217 160V159H216ZM216 160L215 161H213L212 163H215L216 162ZM221 160V159H220ZM230 160V159H229ZM239 160V161H238ZM12 161V160H11ZM19 161H21V159H19ZM27 161V160H26ZM30 161V160H29ZM58 161L56 162V164H57V170H58V168L60 167L59 166V163H58ZM205 161V160H204ZM224 161H225V158H224ZM231 161H233V159L231 160ZM263 162L262 163H264V160H262ZM24 162V161H23ZM70 162V161H69ZM74 162V161H73ZM74 162V163H75ZM82 162V161H81ZM81 162H80V164H81ZM120 163H121V161H119ZM119 162H118V164H115V163H113L114 165H112V166H116V165H119ZM222 162H223V158H222ZM227 162L229 163L230 161H228L227 160ZM249 162H251L250 160H249ZM8 163H10V164H8ZM14 163V162H13ZM18 163V162H17ZM22 163V162H21ZM34 163L35 162H33V165H34ZM67 162H65V164H66ZM72 160H71V162H70V166H71V168L72 167H74V168H72V169H75V165L77 164H75V165H73L74 163H72ZM206 165H207V163L206 162H204ZM203 162H202V164H204ZM221 163V162H220ZM226 163V162H225ZM255 163H257V164H254V166H257L258 167V161H256ZM261 163V164H262ZM15 164V163H14ZM24 164V163H23ZM38 164V163H37ZM64 164V165H65ZM209 164H211V163H209ZM223 164V163H222ZM230 164H231V162H230ZM245 164V163H244ZM13 165V164H12ZM21 165V164H20ZM43 165H45V166H47V167H43ZM52 165V164H51ZM52 165V166H53ZM63 165V166H64ZM204 166V167H206V168H208L207 166ZM227 165V164H226ZM237 165V164H236ZM235 165V166H236ZM242 165V164H241ZM14 166V165H13ZM25 165H23L22 167H24ZM31 166H32V164H31ZM67 166V165H66ZM109 166H110V164H109ZM208 166H210V165H208ZM216 166H218V164H216ZM216 166H214L215 168H216ZM221 166V165H220ZM235 166H233V169H234V167ZM239 166V168H241L240 167V164L238 165ZM237 166V167H238ZM244 166V165H243ZM246 166V165H245ZM250 166H252V165H250ZM260 166V165H259ZM18 167V166H17ZM51 167V166H50ZM65 167V166H64ZM68 167H69V163H68ZM76 167H79V166H77L76 165ZM117 167V166H116ZM116 167H112V169L114 170ZM202 167V166H201ZM201 167L200 166H198V168H196V173L198 174V171L199 172H201L200 171V169H201ZM204 167H202V168H204ZM211 167V166H210ZM210 167H209V169H210ZM246 167H249V166H246ZM253 167V166H252ZM252 167H249V168H252ZM32 168V170H35L36 172H37V168L36 169H33L34 167H31ZM38 168V170L40 171V172H42L43 173V171H41L40 169ZM54 168V167H53ZM52 168V169H53ZM56 168V167H55ZM66 168V167H65ZM65 168L63 169V170H60L61 172L62 171H64L65 170ZM84 168V167H83ZM83 169V171L84 170H86V169ZM118 168V167H117ZM123 168V167H122ZM211 168H213V167H211ZM230 168H232V166L230 167ZM248 168V169H249ZM255 168V167H254ZM263 168V167H262ZM18 169V168H17ZM67 169V168H66ZM68 169H70V167L68 168ZM68 169H67V171L65 170L64 172H69L68 171ZM78 169V168H77ZM214 169V168H213ZM224 170H225V166H224V168H223ZM228 169H229V166H228ZM236 169V168H235ZM234 169V170H235ZM245 169V168H244ZM244 169H242V170H244ZM22 170H24V168L22 169ZM56 170V169H55ZM57 170H56V173H57ZM79 170H81V165H80V169ZM110 170H111V168L110 169H108V171L110 172ZM113 170H111V171H113ZM117 171H118V169H116ZM198 170V171H197ZM206 170H208V169H206ZM205 170V171H206ZM214 170H216V169H214ZM221 171H222V169H220ZM246 170L247 169H245L244 171H243V173L245 174V172H246ZM249 170H252V169H249ZM253 170H255V169H253ZM257 170H260V168L258 167L257 168ZM19 171H20V169H19ZM18 171V172H19ZM25 171V170H24ZM24 171H20V173H22V174H24ZM35 171H33L34 173H35ZM49 171V170H48ZM48 171H45L43 174H46V176H45V178L47 177V176H49V172ZM60 171H58L59 173L58 174H56L55 173V171H53L57 176H59L60 178L62 177V174L64 173H62L61 175H60ZM105 171H103V172H105ZM107 171V172H108ZM209 171V170H208ZM207 171V172H208ZM210 171H211V169H210ZM213 171V170H212ZM218 171H219V168H218ZM220 171V172H221ZM240 171V170H239ZM256 171V170H255ZM263 170H261V172H262ZM53 172H51L52 174L51 175H54V176H56ZM72 172H73V170H72ZM77 172V171H76ZM76 172H73V175H74V173H76ZM85 172V171H84ZM89 172V174H91ZM106 172V173H107ZM193 172V171H192ZM214 172H216V171H214ZM222 172H224V171H222ZM242 172V171H241ZM241 172H240V174H241ZM253 172V174L255 173L254 171H252ZM33 173V176H31V177H33L31 180L34 182V178H35V174ZM41 173V174H42ZM65 173V174H66ZM79 173V172H78ZM78 173H76V175L78 174ZM86 173H88V172H86ZM95 173V172H94ZM93 173V174H94ZM203 173V172H202ZM206 173V172H205ZM211 173V172H210ZM210 173H209V175H210ZM217 173V172H216ZM224 173H226V172H224ZM230 173V172H229ZM228 173V174H229ZM235 173V172H234ZM247 173V172H246ZM251 173V172H250ZM21 174V175H22ZM64 174V175H65ZM67 174H69V173H67ZM71 174V173H70ZM66 175L67 177L68 176H70V177H72L71 175ZM84 173L82 172V175H83ZM93 174H91V176H90V178L92 177V175ZM101 174V173H100ZM100 174H96V175H100ZM110 174V173H109ZM231 174V173H230ZM236 174H238V172L236 171ZM243 174V175H244ZM49 176L50 178L52 177V180L54 179L53 178V176ZM79 175V174H78ZM77 175V176H78ZM86 175V174H85ZM88 175V174H87ZM103 175V174H102ZM101 175V177H103ZM105 175V174H104ZM108 175V174H107ZM200 175V174H199ZM204 175H208V174H204ZM243 175H241V176H243ZM246 175V174H245ZM56 176V177H57ZM66 176H63L62 178H64V177H66ZM224 176H225V174L223 175V178H224ZM252 176V175H251ZM24 177V176H23ZM59 177H57V178H59ZM70 177H68V180H67V178H66V180L64 179V183L66 182L67 184L69 183V184H71V181L72 182H74V180H70L71 178ZM74 177H75V175H74ZM80 176H78L76 179H78ZM84 177V176H83ZM94 177V179H96L95 177L96 176H93ZM92 177V178H93ZM105 177V176H104ZM103 177V178H104ZM109 177V176H108ZM108 177H106V178H108ZM209 177V176H208ZM230 177V176H229ZM235 177V176H234ZM233 177V178H234ZM264 177V176H263ZM25 178V179H26ZM36 178H38V177H36ZM50 178H48L49 179V181H50V183H51V179ZM57 178H55V179H57ZM70 178V179H69ZM89 178V179H90ZM98 178V177H97ZM99 178H100V176H99ZM103 178H101L102 179V181H104L103 180ZM205 178V177H204ZM225 178H226V176H225ZM231 178H232V176H231ZM244 178H245V176H244ZM80 179H82V178H80ZM79 179V180H80ZM88 179V180H89ZM111 179V178H110ZM109 179V180H110ZM200 179V178H199ZM208 179V178H207ZM213 179V178H212ZM211 179V180H212ZM237 179V178H236ZM245 179H248V178H245ZM245 179H243V181L247 184V181L245 180ZM253 179V178H252ZM35 180H37V179H35ZM39 180V179H38ZM59 180H61V179H59ZM58 180V181H59ZM63 180V179H62ZM61 180V181H62ZM78 180V181H79ZM83 180V179H82ZM82 180H80L79 182H81ZM88 180H86V177H85V179L82 181V182H85V181H88ZM200 180H202V179H200ZM227 180V179H226ZM234 180V179H233ZM240 180V179H239ZM262 180V179H261ZM263 180H264V178H263ZM30 182L29 183V185L31 184V183H33V182ZM40 181V180H39ZM39 181H38V183H39ZM57 181V180H56ZM60 181V182H61ZM68 181H70V182H68ZM93 181V180H92ZM92 181H88V183H90V182H92ZM98 181H100V180H98ZM206 181V180H205ZM223 181H225L224 179H223ZM229 181H231V180H229ZM250 182L251 181H253V180H249ZM255 181V180H254ZM257 181V180H256ZM48 182V181H47ZM53 182V181H52ZM60 182H56L57 184L58 183H60ZM77 182V181H76ZM96 183H97V185H99L98 183H100V182H97V180L95 181ZM107 182H108V180H107ZM227 182V181H226ZM225 182V184H227ZM240 182V181H239ZM239 182H237L238 184H241V183H243L242 181H241V183H239ZM258 182H260V180H258ZM258 182H256L257 184H258ZM38 183L36 182L35 184H36V186H35V188H37V185H38ZM41 183V182H40ZM46 183V182H45ZM44 183V184H45ZM54 183H55V181H54ZM55 183V184H56ZM63 183V184H64ZM86 183L87 182H85V184L83 185V186H85L86 185ZM224 183V182H223ZM222 183V184H223ZM234 183H235V180H234ZM254 183V182H253ZM255 183V184H256ZM261 183V182H260ZM2 184H1V186H2ZM26 184V185H25ZM56 184V185H57ZM62 184V182H61V184L59 185V187L60 186H62L63 185ZM66 184V186L68 187V185ZM72 184H74V183H72ZM81 184V183H80ZM83 184V183H82ZM91 184H94V182H92ZM212 184H214V183H212ZM248 184H249V182H248ZM247 184V185H248ZM251 184V183H250ZM29 185L27 186L28 188H26V189H29ZM33 184H31L30 186H32ZM42 185V184H41ZM46 185V184H45ZM52 185V184H51ZM54 185V184H53ZM56 185L55 186H53L52 188H50V189H48L49 187H50V185L48 186V188L46 189V190H44V196H43V199L41 198V196H40V193L38 192V194H39V196H40V200L39 201H41V199H42V201L40 202V205H39V207H38V211H40L39 210V208L41 209V212H42V209H43V207L45 206V205H49L48 203H49V200L51 199H53V197L55 196L54 195V193L56 194H58L59 195V193L61 192V191H59V187H58V185H57V188H56ZM76 185V184H75ZM74 185V186H75ZM77 185H79L78 183H77ZM97 185H95L96 186V188L95 187H93L94 189H97ZM101 185H103V184H101ZM107 184H105V186H106ZM219 185V184H218ZM228 185V184H227ZM226 185V186H227ZM233 185V184H232ZM231 185V186H232ZM242 185H244V184H242ZM259 186L261 185V184H258ZM34 186V185H33ZM40 186V185H39ZM38 186V187H39ZM64 186H65V184H64ZM71 186V185H70ZM73 186V187H74ZM82 186V185H81ZM80 185H79V187H81ZM89 185L87 184V189L89 188L88 187ZM94 186V185H93ZM100 186V185H99ZM104 186V187H105ZM234 186H235V184H234ZM233 186V187H234ZM238 186V185H237ZM240 186V185H239ZM238 186V187H239ZM245 186V185H244ZM249 186L250 185H248L247 187H248V189H250L249 188ZM252 186V185H251ZM250 186V187H251ZM253 186H255L254 184H253ZM63 187V186H62ZM72 187V186H71ZM78 187V186H77ZM102 187V186H101ZM109 187L107 188V189H109ZM232 187V188H233ZM236 187V186H235ZM235 187H234V190L236 191V189H235ZM264 187V186H263ZM1 188V187H0ZM21 188V190L23 191V189ZM32 188V187H31ZM46 188V187H45ZM59 188V189H58ZM66 188V187H65ZM76 188V187H75ZM82 188V187H81ZM92 188V187H91ZM92 188V189H93ZM228 188H229V186H228ZM240 188H241V186H240ZM239 188V189H240ZM246 188V187H245ZM253 189H254V187H252ZM79 189V188H78ZM84 190H85V188H83ZM83 189L81 190L82 192H83ZM86 189V190H87ZM87 190V193L88 192H90L91 191V193L94 191V190ZM102 188H100V190H101ZM105 189V188H104ZM212 189V190H211ZM230 189V188H229ZM258 189V188H257ZM260 189V188H259ZM263 189V188H262ZM2 190H0L1 192H2ZM41 190V189H40ZM61 190H63V189H61ZM67 190H68V192H66L65 190H63V191H65L66 193H69V195L71 194L70 193V188H67ZM80 190V189H79ZM106 190V189H105ZM217 190V189H216ZM224 190V189H223ZM223 190H222V192H223ZM226 190H228L227 188H226ZM231 190V189H230ZM230 190H229V192H228V195H226L225 193H223V195L222 196H224V194H225V198H226V196H227V199L228 198H231V197H228L229 195H231V193H230ZM242 190H243V186H242ZM241 190V191H242ZM250 190H252V189H250ZM22 191H19V193H21L22 195H23V193H22ZM34 191H36L37 192V190H34ZM39 191V190H38ZM73 191V190H72ZM71 191V192H72ZM75 192L77 191L78 192V190H74ZM73 191V192H74ZM81 191H79V192H81ZM96 191V190H95ZM101 191H103V189L101 190ZM101 191H99V193L98 194H100V192ZM239 192H240V194L242 195V193L244 194V192H242L241 193V191L240 190H238ZM246 191V190H245ZM254 191V190H253ZM26 192V191H25ZM59 192V193H58ZM64 192V194H66ZM72 192V193H73ZM73 193L74 195L76 194L77 195V192L76 193ZM81 192V193H82ZM98 191H96V193H97ZM105 192H108L109 193V191L107 190V191H104V193ZM125 192H127V193H125ZM234 192V191H233ZM252 192V191H251ZM254 192H256V191H254ZM254 192H253V194H254ZM264 192V191H263ZM27 193V192H26ZM25 193V195H27V198H28V195H29V193L30 192H28V194H26ZM35 193V192H34ZM41 193H42V191H41ZM86 193V192H85ZM94 193V192H93ZM104 193H102V194H104ZM111 193V194H112ZM230 193V194H229ZM257 193V192H256ZM256 193H255V196H253V198H258L257 196H256ZM1 194V193H0ZM2 194H5L4 192H2ZM2 194L0 195L1 197H2ZM36 194V193H35ZM34 194V195H35ZM60 194H62V192L60 193ZM79 194V193H78ZM82 194H84V193H82ZM82 194H79V195H82ZM88 194H90V193H88ZM98 194H95L97 197H95V199L93 200V203L91 204V205H86L85 207V213H84V211H83V215H79L78 214V212H79V210H78V212H75V210L76 209H73V207H75L72 203H71V200L68 202L71 206H73L72 208H68V207H66L65 209H69V210H65V211H62L63 209L62 208H54V206L56 207V205H54V204H56V202L53 204V205H51L52 207H53V209H52V211H48V213H49V215H47L46 217H45V220H43V222H44V226L43 227H39L37 230H32L29 234H28V236H21V234L19 233V230H21L20 228H21V223L17 220V219H15L14 217H11V215H12V213H11V209H12V207L14 206V205H16L17 206V203H14V202H16V201H18V199L17 200H15L14 202H9V203H3L2 202V200H0V233L2 234V236H3V238H2V241L0 242V260L2 259V262L3 263H6V262H9V259L10 260H16L17 262H19V264H78V261H77V263H76V261H74L73 260V256H72V254H71V248L72 249H74L75 248V246L73 245V242H75V241H77V240H75V241H72V240H74L75 238V236H73V235H71V236H73L72 238H71V236L69 235V232H70V234H72L71 233V231L73 230L72 228H77V226L79 227V225H83V224H85L86 222L85 221H87V220H83V219H85V217L86 216H84V214H87L88 215V217H89V221L87 222V224L86 225H84V226H80V227H85V228H87V231L86 232H88V229H90V224H91V226H93V228H96V231H98L97 229H99V232H97L96 233V231L94 230V231H90V232H95V234H96V236H95V239H96V237L97 238H99V239H96L95 240V243L97 242V240L100 242V240L102 239V237H101V239H100V237H98V236H102L103 234H99L100 233V231H103L102 230V226L101 225H103L104 223H105V225H103V226H106L105 228H106V230H104V231H107L108 229H110L109 227H114L115 226V223H114V220H113V222L112 223H114L113 225H110L109 224V222L108 221H106V219L104 220V217H106L105 216V213H107V212H104L105 211V209H107L108 207H106V205L103 203L104 201H102V198L104 197V196H106L107 195V193H106V195H104L102 198H100L101 196H98ZM235 194H237V191H236V193H234L233 195H235ZM239 194V193H238ZM239 194V196H241ZM246 194H247V192H246ZM252 193H250L249 195H251ZM31 195H33V192H32V194ZM30 195V196H31ZM43 195V194H42ZM57 195V197H59ZM76 195L73 197L72 195L70 196V198L71 197H73V199L72 200H74V198L76 197ZM92 195V194H91ZM110 195V194H109ZM108 195V196H109ZM220 195H221V193H220ZM249 195H246V198H248L247 196H249ZM17 196V195H16ZM37 196V195H36ZM62 197H63V199L62 200H64V198H65V201H66V197L65 196H68V194L67 195H61ZM78 196V195H77ZM83 197H81V196H79V197H81V200H84L86 197L84 196V195H82ZM88 196V195H87ZM92 196H94V195H92ZM92 196H90L89 195V198L88 199H90V197H92ZM232 196V195H231ZM236 196V195H235ZM264 196V195H263ZM0 197V198H1ZM15 197V196H14ZM19 197H22L21 195L19 196ZM19 197H17V198H19ZM32 198H33V196H31ZM69 197V196H68ZM68 197H67V199H68ZM112 197V196H111ZM110 196H109V198H111ZM223 197V198H224ZM245 197V196H244ZM260 197V196H259ZM4 198H6V197H4ZM26 198V197H25ZM27 198L24 200L25 202H26V200H27ZM83 198V199H82ZM93 198V197H92ZM105 198V197H104ZM103 198V199H104ZM107 198V197H106ZM109 198H107V199H109ZM127 198V197H126ZM236 198V197H235ZM237 198H239L238 197V195H237ZM245 198V199H246ZM22 200L24 199V198H21ZM31 201H32V199L31 198H29ZM35 199V198H34ZM57 199V198H56ZM55 199V200H56ZM58 199H60V198H58ZM57 199V200H58ZM75 199H77V198H75ZM78 199H80V198H78ZM77 199V201L76 200H74V201H76L77 202V205L78 206H80V208L83 206V205H81V203H80V201L81 200H78ZM88 199H85L84 201H87ZM112 200L114 199L113 197L111 198ZM124 199V198H123ZM249 200L248 201H250V199H251V197L250 198H248ZM259 199V198H258ZM261 199H263V198H261ZM29 200V201H30ZM54 200V199H53ZM111 200V201H112ZM124 200H127V199H124ZM230 200V199H229ZM232 200V199H231ZM255 199H253L251 202H254V205H256V203H255V201L256 202H258V203H260L261 201H264V200H255ZM8 201H9V199H8ZM8 201H5V202H8ZM12 201V200H11ZM31 201L29 202V203H31ZM36 201V202H35ZM35 201H33V202H35L36 204H38L37 203V200H35ZM108 201V205L111 203H113L115 200H113L112 202H110L109 200H107ZM27 202H28V200H27ZM32 202V203H33ZM48 202V203H47ZM51 202V201H50ZM73 202V201H72ZM80 203V205H79V203ZM90 202V201H89ZM89 202H86V203H89ZM110 202V203H109ZM126 201H124L123 203H125ZM229 203H230V201H228ZM228 202H226V203H228ZM232 202V201H231ZM251 202H250V204H251ZM21 203H23V201H21ZM20 203V204H21ZM51 203H53V201L51 202ZM60 203H61V207H62V201H60L59 202V204L57 203V205H59L60 206ZM65 203V202H64ZM67 203V202H66ZM67 203V204H68ZM82 203H85V202H82ZM85 203V204H86ZM127 203H129V202H127ZM133 203H135V202H133ZM246 203H248V202H246ZM19 203H18V205H20ZM23 204H26V203H23ZM35 204V205H36ZM109 205V209L111 210V206L112 205H114V204H112V205ZM117 205H118V202L116 203ZM130 205L132 204V203H129ZM232 203H230V204H226V205H228V207H229V205H231ZM233 204H234V202H233ZM249 204V205H250ZM22 205V204H21ZM27 205V204H26ZM34 205V204H33ZM33 205H31L32 207H34ZM66 206V204H63V207H65ZM130 205H128V204H126V206L125 205H123V206H125V207H128V206H130ZM245 205V204H244ZM252 205H253V203H252ZM262 205H264V204H262ZM261 205V206H262ZM23 207H24V205H22ZM22 206H21V208H22ZM28 207L30 206L29 204L27 205ZM37 206V205H36ZM50 205H49V207L50 208H52ZM68 206V205H67ZM77 206V207H78ZM115 206V205H114ZM119 206H122V205H119ZM118 206V207H119ZM132 206H133V204H132ZM234 206V205H233ZM239 206H238V210H239ZM259 206H260V204H259ZM258 206V207H259ZM46 207V206H45ZM44 207V208H45ZM48 207V206H47ZM70 207V206H69ZM76 207V208H77ZM124 207V208H125ZM246 207V206H245ZM249 207V206H248ZM248 207H246L247 209H249ZM263 207V206H262ZM16 208H18V207H16ZM20 208V207H19ZM26 208V210H28V208L27 207H25ZM79 208V209H80ZM82 208H84V207H82ZM116 210H120V209H117L116 207H114ZM114 208H113V210L112 211H115L114 210ZM133 208H135V207H133ZM231 208V207H230ZM232 208H234V207H232ZM236 208V207H235ZM264 208V207H263ZM32 209V208H31ZM126 209V208H125ZM132 209V208H131ZM130 209V210H131ZM255 209V208H254ZM36 210V211H37ZM45 210V209H44ZM43 210V211H44ZM83 210V209H82ZM122 210V209H121ZM129 210V211H130ZM133 210V209H132ZM20 211V210H19ZM18 211V212H19ZM111 211V212H112ZM123 211V210H122ZM128 211V212H129ZM235 211H237V210H235ZM241 211V210H240ZM245 211H247V212H249L248 210H246L245 209ZM252 211V210H251ZM254 211H257V209L256 210H254ZM260 211V210H259ZM16 212V211H15ZM26 212V211H25ZM28 212V211H27ZM26 212V213H27ZM30 212V211H29ZM80 212H81V214H82V211L80 210ZM117 212V211H116ZM116 212H114V213H116ZM130 212H132V211H130ZM133 212H135V211H133ZM25 213V215L27 216V214H29V213H27L26 214ZM35 213H37V212H35ZM108 213H110V211L108 212ZM113 213V214H114ZM236 213H238V212H236ZM258 213V212H257ZM20 214H24V213H22L21 211H20ZM117 214H119V216H121V213H119V211H118V213ZM116 214V215H117ZM128 214V213H127ZM246 214V213H245ZM255 214H256V212H255ZM260 214H261V211H260ZM10 215V216H9ZM24 215V216H25ZM30 215L32 216V214L30 213ZM111 215V214H110ZM115 215V216H116ZM125 215V214H124ZM254 215V214H253ZM257 215V214H256ZM14 216V215H13ZM36 216V215H35ZM37 216H38V214H37ZM112 216V215H111ZM114 216V215H113ZM114 216V217H115ZM119 216H116L114 219L116 220V221H118L119 219H120V217ZM123 216V215H122ZM262 216V218L260 217V216H258V217H260L261 219H260V221L261 220H263L264 218H263V215H261ZM82 217H84V218H82ZM108 217H109V215H107V220H109L108 219ZM117 217H119V219L117 218ZM125 217V216H124ZM129 217V216H128ZM255 217H257V216H253V218H255ZM18 218V217H17ZM30 218V217H29ZM39 218H41V216L39 217ZM113 218V217H112ZM130 218V217H129ZM30 219H32V218H30ZM34 219V218H33ZM118 219V220H117ZM124 219V218H123ZM127 219V218H126ZM259 219V218H258ZM110 220H112V219H110ZM109 220V221H110ZM130 220V219H129ZM136 220V218H134V220H133V222ZM251 220H252V218H251ZM31 221V220H30ZM122 220L120 219L119 221H118V223L119 222H121ZM127 222H129L128 220H126ZM22 222V221H21ZM27 222H28V220H27ZM36 221H34V223H35ZM124 222H125V219H124ZM131 222H132V219H131ZM253 222V221H252ZM251 222V223H252ZM23 223H25V222H23ZM37 223V222H36ZM39 224H41L42 225V223H40V222H38ZM89 223V224H88ZM138 223V222H137ZM256 223H257V221H256ZM28 224V223H27ZM107 224V225H106ZM134 224L137 226H139V224H136V222H134ZM255 224V223H254ZM87 225H89V226H87ZM109 225V226H108ZM116 225H118V224H116ZM124 226H125V223L123 224ZM127 225H129V224H127ZM132 226H133V223L131 224ZM225 225H223V226H225ZM250 225H252V226H250ZM260 225V224H259ZM29 226V225H28ZM35 226H36V224H35ZM87 226V227H86ZM121 226V225H120ZM137 226V227H138ZM261 226V225H260ZM23 227V226H22ZM99 227H102V228H99ZM123 227V226H122ZM140 227V226H139ZM138 227V228H139ZM218 228H219V226H217ZM254 227V226H253ZM256 227V226H255ZM259 227V226H258ZM30 230H31V228L30 227H28ZM36 228V227H35ZM47 228L49 229V228H51V231H47ZM116 228V227H115ZM115 228L113 229L112 228V230L114 231L115 230ZM118 228V227H117ZM116 228V229H117ZM120 228V227H119ZM118 228V229H119ZM128 228V227H127ZM141 228V227H140ZM143 228V227H142ZM261 228V227H260ZM263 228V227H262ZM23 229V228H22ZM91 229H92V227H91ZM90 229V230H91ZM101 229V230H100ZM122 229V228H121ZM134 228H131V231L133 230ZM137 229V228H136ZM234 229H232V230H234ZM259 229V228H258ZM26 230V229H25ZM77 230V229H76ZM80 230V229H79ZM83 230V229H82ZM85 230V229H84ZM83 230V231H84ZM112 230H111V232H112ZM120 230V229H119ZM123 230V229H122ZM122 230H121V232H122ZM128 230H130V228H128ZM225 230V228L223 227V231ZM228 230V229H227ZM236 230H235V232H236ZM261 230V229H260ZM22 231V230H21ZM28 231V230H27ZM82 231V232H83ZM123 231H125V230H123ZM135 231V230H134ZM138 231V230H137ZM81 232V233H82ZM85 232V231H84ZM83 232V233H84ZM85 232V233H86ZM115 232V231H114ZM117 232H120V231H117ZM142 232V231H141ZM141 232H138V233H140L141 234ZM144 232V231H143ZM236 232V233H237ZM263 232V231H262ZM27 233V232H26ZM77 233H78V230H77ZM81 233H80V235H81ZM84 233V235L83 236H85V238H87L86 236L88 235V234H85ZM89 233V232H88ZM92 233H90V235L92 234ZM102 233V232H101ZM104 233V232H103ZM109 233V231H107V234ZM132 233H133V231H132ZM135 233V232H134ZM134 233H133V236H134ZM264 233V232H263ZM76 234V233H75ZM97 234H98V236H97ZM106 234V233H105ZM114 234V233H113ZM115 234H116V232H115ZM121 234V233H120ZM123 234H125V232L123 233ZM126 234H130V235H128V236H130V238H131V233H126ZM137 234V233H136ZM135 234V235H136ZM140 234L138 235V236H140ZM231 234H233V232H231ZM117 235V234H116ZM228 235V234H227ZM226 235V236H227ZM230 235V234H229ZM240 235V234H239ZM242 235H240V236H242ZM117 236H119V235H117ZM137 236V237H138ZM77 237H80L79 236V234H77V236H76V238ZM92 237V236H91ZM104 237V236H103ZM106 237H108V235L107 236H105V239H106ZM113 237V236H112ZM127 237V236H126ZM137 237H135V238H137ZM243 237V236H242ZM81 238V237H80ZM84 238V237H83ZM120 238H121V235H120ZM124 238H125V236H124ZM123 238V239H124ZM130 238H128V239H130ZM139 238V237H138ZM236 238V239H237ZM104 239V238H103ZM104 239V240H105ZM108 240L110 239V238H107ZM125 239H127V238H125ZM132 240L130 241L131 243H133L134 241V239L133 238H131ZM244 239V238H243ZM260 239V240H261ZM90 240H91V238H90ZM93 241H94V239H92ZM91 240V241H92ZM111 240V239H110ZM109 240V241H110ZM115 240V239H114ZM138 240V239H137ZM236 242H234V241ZM84 241V240H83ZM88 241H89V239H88ZM106 241V240H105ZM116 241V240H115ZM115 241H111V242H115ZM118 241H119V237H118ZM125 241V240H124ZM133 241V242H132ZM141 241H142V239L140 240V242L139 243H141ZM78 242H81V239H80V241L78 240ZM102 243L101 244H103V241H101ZM117 242V241H116ZM123 242V241H122ZM127 242H128V240H127ZM127 242L125 241L124 242V244L123 245H125V243L127 244ZM247 242V241H246ZM260 242H262V241H260ZM86 243L88 244V242L86 241ZM91 243V242H90ZM93 243V242H92ZM105 243V242H104ZM118 243V242H117ZM117 243H115L116 245V247H118V245H117ZM244 243V242H243ZM253 243V242H252ZM263 243H264V241H263ZM83 244V243H82ZM97 244H98V242H97ZM100 244V243H99ZM99 244H98V246L96 247V245L94 246V247H96L95 248V250H93L94 248H92V249H90V250H92V251H95L96 253L97 252H99V251H96L97 249H100V248H98L99 247ZM100 244V245H101ZM113 244V243H112ZM130 244V243H129ZM249 244V243H248ZM248 244L246 243V245L248 246ZM77 245H79V244H77ZM76 245V247H78ZM86 245V244H85ZM90 245V244H89ZM94 245V244H93ZM104 245V244H103ZM103 245H101L102 246V249H103ZM137 245V247H138V244H136ZM136 245L134 246V248L136 247ZM256 245H258V244H256ZM261 245V244H260ZM72 246H74V247H72ZM88 245H86V247H83V248H88L89 249V247H91V245L90 246H88ZM106 246H107V243H106ZM109 246V248H110V246H112L111 244H109L108 245ZM114 246V245H113ZM112 246V247H113ZM126 246V245H125ZM125 246H123V247H125ZM130 246V245H129ZM133 246V245H132ZM131 246V247H132ZM142 246V247H143ZM245 246V245H244ZM262 246V245H261ZM246 247V246H245ZM251 247V246H250ZM253 247V246H252ZM263 247H264V244H263ZM78 248H80V247H78ZM115 248V247H114ZM119 248V247H118ZM121 248H122V246H121ZM126 248V247H125ZM128 248V247H127ZM138 248H141L140 246L138 247ZM247 248V247H246ZM245 248V249H246ZM262 248V247H261ZM260 248V249H261ZM76 249V248H75ZM85 249H83L82 250V252L85 250ZM101 249V250H102ZM107 248H105V251L107 252V251H109L110 249H107ZM116 249V248H115ZM120 249V248H119ZM118 249V250H119ZM132 249H133V247H132ZM142 249V248H141ZM247 249H250L249 247L247 248ZM264 249V248H263ZM79 250V249H78ZM87 250V249H86ZM86 250H85V252H86ZM101 250H100V252H101ZM123 250V252L120 250V252H119V254H121V252H122V254L123 255H126L125 253L126 252H128L129 250L128 249H125L126 250V252L124 251V249H122ZM128 250V251H127ZM262 250V249H261ZM75 251V250H74ZM74 251H73V254H75L74 253ZM103 251H104V249H103ZM104 251V252H105ZM114 251H117V250H114ZM135 251H137V252H135ZM138 251H139V249L138 250H133V252L134 253H137V254H140V252L138 253ZM143 251V250H142ZM254 251V250H253ZM258 251H260V250H258ZM78 252H81L80 250L78 251ZM85 252H83L82 254H84V255H87V253L85 254ZM103 252V253H104ZM110 252V251H109ZM130 252V251H129ZM251 252V251H250ZM89 253H91V252H89ZM93 253L94 252H92V255H93ZM103 253L101 252V255L103 256ZM110 253H112V252H110ZM114 253V252H113ZM132 253V252H131ZM254 252H251V254H253ZM259 253H261V252H259ZM78 254H81V253H78ZM97 254H99V253H97ZM115 254H118L117 252L115 253ZM119 254L118 255H115V257L116 256H118V259H119ZM122 254L120 255V257L122 256ZM145 254V252L143 253V255ZM167 254V253H166ZM94 255H96V254H94ZM101 255H99L100 257H101ZM105 255V254H104ZM108 255H109V253H108ZM129 255H130V253H129ZM136 255V254H135ZM134 255V256H135ZM254 255V254H253ZM257 255H258V252H257ZM256 255V256H257ZM107 256V255H106ZM109 256H111L112 257V255H109ZM150 256V257H151ZM166 256V255H165ZM168 256H169V254L167 255V257L166 258H168ZM263 256H264V254H263ZM75 257V256H74ZM88 258H89V256H87ZM97 257V259H98V255L96 256ZM110 257V258H111ZM126 257V258H125ZM133 257V256H132ZM132 257H130L131 259H132ZM138 257H139V255H138ZM142 257V256H141ZM145 257V256H144ZM147 257V256H146ZM84 258L85 257H83V259L82 260H84ZM94 258V257H93ZM102 258V257H101ZM105 258V257H104ZM106 258H109L108 256L106 257ZM124 258L125 259H128L127 258V255L126 256H124ZM123 257H122V259H124ZM140 258V257H139ZM161 258H163V256L161 257ZM165 258V257H164ZM165 258V259H166ZM169 258V259H170ZM246 258V257H245ZM244 258V259H245ZM74 259H76V258H74ZM77 259H79V263L82 261H80V258H77ZM97 259H95V260H93V259H91L92 261H94V262H96V260ZM118 259L117 260H114V259H112V264H126L127 262H123V261H120V259H119V261H118ZM121 259V260H122ZM141 260H142V258H140ZM140 259H136V260H140ZM146 259V258H145ZM148 259H150V258H148ZM152 259V258H151ZM152 259V260H153ZM252 259H253V257H252ZM259 259V258H258ZM261 259V258H260ZM99 260H100V258H99ZM106 260V259H105ZM111 260V259H110ZM109 260V261H110ZM135 260V259H134ZM140 260V261H141ZM246 260V259H245ZM85 261H87V260H85ZM89 262H90V259L88 260ZM102 261V260H101ZM104 261V260H103ZM103 261H102V263L101 264H105V262L103 263ZM108 261V260H107ZM108 261V262H109ZM127 261V260H126ZM130 261V260H129ZM137 262V263H143L144 261H142V262ZM146 261V260H145ZM159 261H160V259H159ZM161 261H163V260H161ZM160 261V262H161ZM171 261H172V259H171ZM253 261H254V259H253ZM253 261H249V262H252V264H253ZM264 261V260H263ZM14 262V261H13ZM75 262V263H74ZM88 262V263H89ZM108 262H106V264H109ZM135 261H131L130 263H134ZM157 262V261H156ZM155 262V263H156ZM164 262V261H163ZM165 262H166V260H165ZM167 262H169V261H167ZM239 262H240V260H239ZM247 263L246 264H248V261H246ZM1 263V262H0ZM83 263H87V262H83ZM83 263H81V264H83ZM87 263V264H88ZM92 262H90L89 264H91ZM97 264L99 263L98 261L96 262ZM136 263V262H135ZM146 263H147V261H146ZM151 262H149V264H150ZM158 263V262H157ZM156 263V264H157ZM263 263V262H262ZM8 264V263H7ZM10 264V263H9ZM11 264H13V263H11ZM16 264V263H15ZM152 264H154V262L152 263ZM160 264V263H159ZM164 264V263H163ZM166 264V263H165ZM250 264V263H249ZM255 264H256V262H255Z\"/></svg>","mask_w":264,"mask_h":264},{"label":"rangeland","instance_id":"374dc122","mask_svg":"<svg viewBox=\"0 0 264 264\" xmlns=\"http://www.w3.org/2000/svg\"><path fill=\"white\" fill-rule=\"evenodd\" d=\"M6 0H3L1 3V5H0V25H2V24H7V22L5 21V19L7 20V18H8V20H10V24L12 23L13 24V26H11V28H10V30L12 29L13 30V32H15V30L16 29H18L17 31H16V33L19 35V38L18 39H16L14 42H13V44L11 45H9V44H7L5 41H6V39H4L5 41H1L0 40V54L2 53V54H4L6 51H4V49H6L7 50V52H6V54L9 56V58L11 59H9L8 57H6V56H4V55H6V54H4V55H0V69L1 70H4V72L6 73V75H4V76H1L0 75V89L1 90H3V88L4 87H6V88H4L5 90H3V91H0V92H4L5 91V93H7V94H9V96L11 97V98H14L15 97V95H14V93H12V90H14V89H16V91H17V96L15 97L16 98V103L13 105V107L15 108L16 107V109H15V112L13 111V109L14 108H10L9 110H6V111H0V118L2 119L1 121H0V138L2 139V140H0V141H2L1 143H0V150H2V149H5V150H3L4 151V153H6L8 156H9V158H8V156L6 155V161L7 162H9V160H10V163H8V164H10V166L11 167H13L14 168V170H16V172H17V174H18V176H20L21 178H23V180H25V182L26 181H28V179H30L29 181L31 182L32 180V178L33 177H31V176H33V171H35V170H32V168L31 167H34L33 169H36L37 170V172L35 171V178H34V182L33 183H31V184H33L32 186H30L29 185V183L30 182H26V186H24V187H26V188H28L27 186L29 185V189H26V188H22L23 189V191L21 190V188H17L16 189V191H18V189H19V191H22V193H23V195L21 194V193H19V191L18 192H15V197L13 196V198H10L7 194H6V192L4 191V189L2 190V188L4 187L3 186V184L2 183H0V190H2V192H4L5 194H2V192L0 191V193L2 194V197L0 198V200H2V202L3 203H9V202H14L15 200H17L18 199V201H16V202H14V203H21V201H23V203H26L27 205L29 204L30 206L28 207L26 204H23V203H21L22 205H24V207L20 204V205H18V203H17V206L16 205H14L13 207H12V209H11V213H12V215H11V217H14L15 219H17L20 223H21V230H19V233L21 234V236H28V234L32 231V230H37L39 227H43L44 226V222H43V220H45V217L47 216V215H49V213H48V211L50 210V211H52V209H53V207L51 206V205H53L56 201V204H54V205H56V207L54 206V208H62L63 210L62 211H65V210H69L68 208H72L73 206H71L72 204L75 206V207H73V209H76L75 210V212H78V210H79V212H78V214L81 216V215H83V211H84V213H85V208L87 207L86 205H91L92 203H93V200L95 199V197H97L95 194H98L99 193V191H101L102 189H103V191H101L100 192V194H98V196H101L100 198H102L104 195H106V193H107V195L106 196H104L103 198H102V201H104L103 203L106 205V207H108L107 209H105V211L104 212H107V213H105V216L107 217V215H109V217H108V219L110 220V219H112V220H107V218L106 217H104V220L106 219V221H108L109 222V224L110 225H113L115 222V226L113 227H109L110 229H108L107 231H109V233L107 234V231H104V230H106V226H103V225H105V223L103 224V225H101L102 227H99V228H102V230L103 231H100V233L99 234H103L102 236L100 235V236H98V234H97V236L98 237H100V239H101V237H102V239L100 240V242L97 240V242H98V244L100 243H102L101 241H103V244H101V245H103V249H104V251H105V248H107V249H110L109 251L110 252H112V253H110L109 251H103V249H102V246L99 244V247L98 248H100V249H97L96 251H99V252H97V253H99V254H97L95 251H92V250H90V249H92V248H94L93 250H95V248L98 246V244H97V242L95 243V240L96 239H99V238H97L96 237V239H95V236H96V234H95V232H90V231H96V228H93V226H91V224H90V229H91V227H92V229L90 230V229H88V232H86L87 231V226H89V225H87L86 227L87 228H83V227H80V226H84V225H86L87 224V222L89 221L88 219H89V217H88V215L87 214H84V216H86L85 217V219H83L84 221L85 220H87V221H85L86 223L85 224H83V225H79V227L77 226V228L75 227V228H72L73 230L71 231V233L72 234H70V232H69V235L71 236V235H73V236H77V234H79V236L81 237H77L76 238V236L74 237L75 239L74 240H72V241H75V240H77V241H75V242H73V245L75 246V248L74 249H72L71 248V254H72V256H73V260L74 261H78V264H81V263H83V262H89L88 260L90 259V262H92L91 264H97L96 262L98 261L99 263L98 264H101L102 263V261H103V263L106 261V262H108L110 259V261L108 262L109 264H112L111 262H112V259H114V260H117L118 259V256H116L115 257V255H118L119 254V252H120V250L123 252V250L122 249H124V251L126 252V250L125 249H130L128 252H126L125 254L127 255V258L128 259H125L124 258V256H126V255H123L122 254V252H121V254H122V256L120 257V255L121 254H119V259H120V261H123L124 263L125 262H127L126 264H132V263H130L131 261L133 262V261H135L133 264H141V263H137V262H139L141 259L140 258H142V260L140 261V262H142V261H144L142 264H149V262H151L150 264H152L153 262H154V264H156L157 262V264H172L173 263V259L174 258H170V256H173L172 255V252H169L168 250L167 251H163L162 253H164V254H161L162 256H163V258H161L162 256H160V257H158V256H156V258H155V260L153 259V256H148L149 255V253L144 249V239L145 238H143V237H145V236H142L143 234H145V228H144V226L142 225V222H141V220L140 219H138L137 217H136V205H137V201L136 200H133V199H131V198H129V196H127V194L125 195L124 194V196H123V198L124 199H127V200H124L123 198H122V203H119V202H121V201H118L117 200V202H118V205L116 204L117 202H116V197H114L115 195L111 192V188L108 186V184L110 183L109 181H112L113 180V174L111 175V173H114L115 171L116 172H119L120 170L119 169H122V171H120V172H123V170L125 171V163H124V161L123 160H121V159H116V158H114L115 156L114 155H111L112 153H110V151L109 150H106L105 151V153L103 154V156H105V157H107V158H110V159H113L112 160V162L113 163H115V164H118V162L119 161H121V163L119 162V165H116V166H112V165H114L113 163H109L110 164V166H109V164H108V168H107V171H108V169H110L111 168V170H113L112 169V167H116L113 171H111L110 170V172L108 171H105V170H102L101 169V171L100 170H93V171H89L88 170V168L86 169L85 168V166H84V163H83V156L84 155H81L82 153L84 154L85 152L84 151H88L89 149H91V150H96V149H98L99 147H100V145H102V143H103V138H99L98 139V137H95L96 135L97 136H99L98 135V132H101L100 131V129L103 131L105 128H103V122H104V120H105V125L107 124V122H109L110 120L112 121L113 120V118H114V116H115V111L113 110V109H109V107H108V109L110 110V113H109V110L107 111V110H103V109H99L98 111L99 112H97L93 117H91V116H87L86 117V115H84L85 117H81L83 114H75V112H76V108H75V106L73 107V105H72V103H70V102H66V104H65V102H63V104L61 105V101L60 100H62V98H61V92L64 90V88H66V80L67 79H69L68 78V76H69V69L67 68L66 69V65H68V60H66V59H68V57H67V55H65L64 53H62V52H57V51H53V48L52 47H50V46H52L53 44H57L58 42H59V40H61L60 42H59V44L62 42V40H63V37L59 34L58 35V29H57V27L55 26V24H53V23H55V22H62V21H64L65 19V21L63 22V24H65V26H67L68 27V29L71 27V29H69V31L71 32V34H73L74 32H75V29L76 28H78V25L79 24H77L78 22L80 23V20H77V18H76V20H75V18L73 19V22H70V18H69V16H70V14L71 13H74L75 11H79L78 13L80 14V15H82L83 14V12L84 11H89V8H91V7H93V6H100V8L102 7L103 9H105V10H108V8H111L110 6H111V3L110 2H113V1H116V4H123V1L124 0H109V2H108V0H83V3H81V2H79V1H81V0H79V1H74L75 3H73V2H71V6H70V4H64V3H62V4H60L61 3V0H48V2L50 1V3H48L47 1V3H48V5H47V3L44 1V0H41L42 2H39V3H37V5H36V2H38V0H35L36 2H34V0L31 2V4H30V0H23L24 2H22V0H14V2L16 3V5H15V3H14V5L13 4H11L10 2H7V1H11V2H13L12 0H7L6 2L9 4H5L6 2H5ZM19 1V2H18ZM21 1V2H20ZM28 1V5H26V7H28V8H24L25 6V4H23V3H25V2H27ZM52 1V2H51ZM53 1H54V5L52 4L53 3ZM59 2V5H58V2ZM95 1V2H94ZM158 1V2H157ZM164 1H165V3H164ZM175 1H179V0H175ZM174 0H137V2H138V4L141 6V7H143V8H149V10H156V9H160V6H162V4L164 5V4H167V5H169V4H171V3H173V2H175ZM224 1V0H223ZM220 2V4H219V11L217 12V16L215 17L216 19H218V20H215V18H214V20L215 21H217V23L215 22V24H217V26L219 25V27H220V24H222L221 25V27H222V29H221V27L219 28V29H217V26L216 25H214L213 26V28H215L214 30L213 29H211L212 31H214L213 32V35L215 36V37H208L209 38V40L210 41H213V42H215L214 40L216 39V38H218L219 39V42L222 40V42L221 43H218V41L216 40V42H215V48H212V49H210L211 47H213V46H211L212 45V42H209L210 44H209V46H210V48H209V54L211 55L212 54V56H210V55H208L207 56V60H208V65H209V63H210V69H208L206 72H205V70H203V71H201V72H203L204 74L205 73H207L208 72V74H209V77H208V75L207 74H203L202 75V73H199V74H197V75H195L194 77H193V95H194V93H195V95L194 96H196L197 98L199 97V96H201V98L203 97L202 95H205L209 90H210V92H212L211 94H214V92H215V89L217 90L218 88H221L220 90L218 89V91H216L215 92V94H217V92L218 93H222V94H220V96H219V94L218 95H215L216 96V98L218 99V100H222V102L224 101L225 102V104L226 105H228V106H224V105H222L223 103H220V101H218V103H217V108L218 107H220V108H222L223 106V109H227L228 107H229V105H230V108H229V110H230V112L228 111V109L227 110H223L222 111V109H220V110H218V109H216V112H217V114H215V115H217V116H215L214 114H213V116H214V119H213V116H212V118H211V116H209V115H207V114H204L203 116L204 117H202V115L201 116H198V120H196V118H195V120H192V122H191V125H190V128H192L191 130H192V132H193V134L194 133H197V134H199V135H203V136H205V138H207L206 137V135L208 136V138L207 139H205L203 136V138L205 139V140H209L210 138H212V140L210 139V141H208V142H210V144H211V150H212V148H214V150L215 151H217L218 150V152H219V149L218 148H220L221 150H220V152L219 153H222V154H217L218 152H215V151H213V152H215L214 154H213V152L211 153V156H205L204 155V158H203V156L201 157V158H203V159H201V158H199V161H197V166H195V167H193L191 170L193 171H191V176L194 178V177H196V175H198L196 178H194V179H196L197 181L199 180L200 182L202 181V182H207L208 181V183H209V186H210V184H211V186H210V188L212 187V188H214L215 187V189H211L212 190V196L214 197L215 195H217L218 194V192H219V199H221V197H222V199H221V202H220V200L218 199V196H217V198H216V196H215V198L220 202V203H222V201H223V203L221 204V206L226 210H228V211H231V210H233L234 209V212H235V214H236V218L238 219V218H241L242 217V215H246L247 217H248V215L249 214H254L255 216H257V217H255V218H253V214H252V217L249 215V220L252 222H250V224H252V225H250V226H252V228L253 229H255L256 230V232L259 230L260 232H257L256 234L259 236H261L262 237V239L260 238V237H258L259 238V242H254V241H251L250 239H248V237H246V236H244V235H242L241 233H239V232H237V230L236 229H234V227L232 226V225H230V224H228V223H226V225H225V222L223 223V225H225V226H220L221 224H222V222H220L221 224H219V222H217L216 223V228H217V233L219 232V234H220V236H223V237H228V238H230V237H232L231 239H234V240H236V242H238V241H240V237H241V241H240V243L238 242L237 244H240V251H239V257H238V261H237V263H241V264H246L247 262L246 261H248V264L250 263V264H252V262H249V261H253V259H254V261H253V264H255V262H256V264H264V256H263V254H264V247H263V241H264V219L263 220H261L260 221V219L262 218V216L261 215H263V218H264V205H262V204H264V201H261L260 203H258V202H256L255 200H264V180H263V176H264V163H262L263 161L262 160H264V158L262 157L263 155H264V110H263V108H262V106H264L263 104H264V100L263 101H261V103H259V101L262 99L261 97H263L264 96V94L262 95L261 93H262V91L264 90V79H262L263 77H264V73H263V71L264 70H262V69H264V66H263V64H264V21L261 19V18H263L264 19V8H263V10L262 11H260L259 13H257L256 15H255V17H254V19H253V21L251 20V21H246L247 20V18L244 16V11L246 10V7H247V9H249V10H255V11H257V8H258V0L257 1H253V0H240L239 2H237V0H225L226 2L225 3H227L228 1H232V3L231 2H229V5H231L230 6V9L229 8H227V5H228V3L227 4H225L224 2ZM107 2V3H106ZM237 2V3H236ZM34 3H35V5H34ZM42 3H44V5H41ZM46 3V4H45ZM106 3V4H105ZM109 3H110V5H109ZM233 3H235V4H233ZM241 3V4H240ZM249 3V4H248ZM18 4H19V6L21 7V5H22V8H24V10L26 9V10H28V12L27 13H25V15H24V13H23V11H22V9H20L19 8V6H18ZM27 4V3H26ZM33 4V5H32ZM56 4V5H55ZM64 4V5H63ZM78 4H79V7L82 9H80L79 7H78ZM92 4V5H91ZM108 4V5H107ZM159 4H160V6H159ZM247 6H246V5ZM7 5H8V7H10V9H7L8 7H7ZM12 5H13V7H12ZM40 5V6H39ZM66 5L68 6V7H66ZM77 5V6H76ZM81 5V6H80ZM88 5H91V7L90 6H88ZM105 5V6H104ZM143 5V6H142ZM228 5V6H229ZM238 5H239V7H238ZM15 6H16V9H15ZM44 7V8H48V7H50L51 8V6H53L52 7V10H54V11H52V12H54V13H58L55 17H54V19H53V17H50L51 16V13L52 12H48L47 10H45L44 8H42V7ZM46 6V7H45ZM106 6H108L107 8H106ZM155 6V7H154ZM158 8H157V7ZM223 6V7H222ZM6 7V8H5ZM36 7V8H35ZM40 7V8H39ZM71 7V8H70ZM239 8V10H238V8ZM257 7V8H256ZM11 8H13V9H11ZM38 8V9H37ZM77 8V9H76ZM156 8V9H155ZM222 8V9H221ZM225 8V9H224ZM237 8V9H236ZM7 9V10H6ZM18 9V10H17ZM29 9H31V11L32 12H34V9L36 10L34 13H32V14H34V16L35 15H37L36 17H31L32 15H31V13H30V10ZM42 9V10H41ZM76 9V10H75ZM235 10V11H232V10ZM7 12H6V11ZM8 10H10V11H8ZM37 10H38V13H37ZM39 10H41V12H39ZM58 10V11H57ZM220 10H221V12H220ZM225 12V13H222L223 11ZM238 10V11H237ZM252 10V11H253ZM13 11V12H12ZM17 11L19 12V11H21V13H23L22 15L21 14H19V13H17ZM65 11H67V12H65ZM226 11H227V14H226ZM231 12V13H229L228 14V12ZM6 12V14H4V13ZM11 14H10V13ZM18 15L17 17H19V19L16 17V16H14V15H16L15 13ZM24 12H26V11H24ZM45 12V13H44ZM222 13L221 15H220V13ZM234 12H236V16L234 17V15H235V13ZM241 13L242 12V14L240 15V14H238V13ZM14 13V14H13ZM29 13V14H28ZM60 13H63V14H60ZM68 13V17H67V14ZM6 17V15H7V17L5 18V17H3V15ZM30 15V16H28V15ZM225 16H227V17H225ZM232 14H234V15H232ZM241 17V18H243V20L244 21H246V22H244L243 20L241 21V18L238 16V15ZM10 15H12V16H10ZM40 15H42V16H40ZM61 15H66L65 17H62ZM221 17H220V16ZM244 17H243V16ZM263 15V16H262ZM22 16V17H21ZM47 16H49V17H47ZM59 16H61V17H59ZM258 18H257V17ZM261 18H260V17ZM16 17V18H15ZM23 17H25V21H26V23H24L25 21H21V20H23L24 18ZM29 17V18H28ZM30 17H31V19H30ZM47 17V18H46ZM57 17V18H56ZM223 17V18H222ZM232 17V18H231ZM3 18H5V19H3ZM14 20H13V19ZM21 18H23V19H21ZM35 18V19H34ZM37 18H40V19H43V18H46V20L48 19V18H50V19H53L52 21L51 20H47V23L49 24V25H51V26H48V28H44L43 26L41 27V26H39V25H37L38 23H35L36 22V19ZM65 18V19H64ZM222 20H221V19ZM237 18V19H236ZM238 18H239V20H238ZM27 19V20H26ZM64 19V20H63ZM233 19V20H232ZM257 19H259L260 21H258ZM2 20H3V22H2ZM33 20H35V21H33ZM38 20V19H37ZM55 20H57V21H55ZM61 20V21H60ZM74 20L76 21V22H74ZM236 20L238 21L237 23L238 24H236V26H235V22H236ZM21 21V22H20ZM78 21V22H77ZM232 21V22H231ZM233 21H235L234 22V24H233ZM255 21V22H254ZM5 22V23H4ZM18 22H20V23H18ZM53 22V23H52ZM218 22H220V24L218 23ZM239 22L241 23V26H240V24H239ZM242 22H243V24H242ZM28 23L30 24V26L28 25ZM31 23H32V27H31ZM33 23H35V24H33ZM76 25H75V24ZM227 23V24H226ZM246 23V24H245ZM249 23H250V26H248L249 25ZM259 23H263V26H262V28H260L261 27V25L262 24H259ZM6 24L4 25V26H6ZM11 24V25H12ZM244 24L246 25L245 27H243L244 26ZM16 25H18V27L16 26ZM28 27H27V26ZM232 25V26H231ZM75 26H76V28H75ZM227 26V27H226ZM229 26V27H228ZM3 27V26H2ZM21 27V28H20ZM22 27H24L23 29H22ZM50 27H53V29L52 28H50ZM56 29H55V28ZM230 27H231V29L233 30V31H235L236 33H237V35H236V33H234L232 30H230ZM250 27V28H249ZM14 28V29H13ZM26 28L27 29H30V30H32V31H34V32H30V30H27L28 32L27 33H29L30 35H32V36H30V35H28V34H26ZM212 28V27H211ZM226 28V29H225ZM227 28H228V32H227ZM234 28V29H233ZM235 28H240V29H236L235 30ZM246 28H249V30L251 31V33L248 31V29H246ZM255 29V32H254V29ZM258 28V29H257ZM22 29V30H21ZM42 29L44 30L43 32H46V33H43L42 32ZM72 29H73V32H72ZM38 30V31H37ZM47 30H48V32H47ZM77 30V29H76ZM193 30V26H191V24H190V21H188L187 20V23H186V27L184 28V30L182 29V30H177V33H188V32H191ZM210 32H209V31ZM208 30H207V35L209 34V33H211V36H213L212 35V32H211V30H210V28H208ZM216 30H217V32H216ZM219 30V31H218ZM226 30V31H225ZM229 30H230V32H229ZM240 30V31H239ZM241 30H243V33H242V31ZM248 32H247V31ZM253 30V31H252ZM36 31V32H35ZM54 31V32H53ZM223 31H225L226 32V34H225V32H223ZM19 32V33H18ZM216 32V33H215ZM244 32H245V34H244ZM259 32H261L260 34H259ZM42 33L43 34H45L44 36L42 35ZM50 33H54V34H50ZM226 36H224V38L225 39H223V34ZM229 33V34H228ZM239 33V34H238ZM250 33V35H252V37L250 36V35H247V34H249ZM253 33V34H252ZM256 33V34H255ZM3 34H4V32H3ZM36 34H38V36L41 34L43 37H41V36H39V38L37 37L36 38ZM48 34V35H47ZM50 34V35H49ZM220 34H222V36H220ZM234 34V35H233ZM241 34H243V35H241ZM36 35V36H35ZM48 37H47V36ZM51 35H52V37H53V41H52V38H50L51 37ZM210 35V34H209ZM208 35V36H209ZM219 35V36H218ZM238 35H239V37H238ZM241 35V36H240ZM255 35V36H254ZM260 35V37H262V38H260V37H257L256 38V40H255V37L256 36H259ZM28 36H30V40L28 39ZM35 36V37H34ZM237 36V38H239V41H238V39L237 38H235ZM247 39V42L249 41V40H251V42H246V39L244 38V37ZM22 37H24V39L22 38ZM47 37V38H46ZM56 37V38H55ZM221 38V40H220V38ZM228 37H231L230 38V40H229V38ZM233 37V38H232ZM247 37H249V38H247ZM251 37V38H250ZM254 37V38H253ZM40 38H42V40H44L45 38V40H44V42H46V44L47 45H49L50 43V50L51 51H53V52H51L50 50V52H48V49H49V47L48 46H46V44L43 42V41H38V39L40 40ZM49 38V39H48ZM242 38V39H241ZM212 39V40H211ZM214 39V40H213ZM227 39V40H226ZM243 39H245L244 40V43H243ZM263 41H262V40ZM47 40V41H46ZM58 40V41H57ZM224 40H225V42H224ZM234 40H236V44H235V41ZM19 41H21V42H19ZM32 41H35V42H32ZM57 41V42H56ZM229 41H231V43L230 44H228V42ZM253 41H255V43L253 42ZM260 41V42H259ZM5 42V43H4ZM26 42V43H25ZM42 42V43H41ZM49 44H48V43ZM52 42H53V44H52ZM232 42H233V44H232ZM237 42H239V45L237 44ZM246 42V43H245ZM41 45V47H44V45H42V44H45V49H46V51H45V53L47 54V56H46V54L44 53V50L45 49H43V51L41 52V51H37V50H42V49H37L36 50V48H41L40 47V45ZM216 43H217V45H216ZM225 43H227V45L225 44ZM242 43L244 44V45H242ZM251 43L253 44L252 46L254 47V48H252V46H251ZM6 44V45H5ZM246 44H247V47L245 48V46H246ZM254 44H256L255 46H254ZM259 44H261V45H259ZM4 45V47H2V46ZM18 45V46H17ZM29 45V46H28ZM31 45V46H30ZM223 45V46H222ZM233 45H235V46H233ZM238 47H237V46ZM6 46H7V48H6ZM12 46H15V48L14 47H12ZM24 46V47H23ZM35 46H37L36 48H34ZM250 46V47H249ZM256 46L258 47V48H256ZM16 47L18 48L17 50H16ZM30 47V48H29ZM31 47H32V49H31ZM87 46H85V48H83L82 49V52L83 53H85V51L87 52H89V48H86ZM224 47V48H223ZM227 47L230 49V51H229V49H227ZM243 47V48H242ZM1 48H4L3 50L1 49ZM22 48V49H21ZM28 48H29V50H28ZM33 48H34V50H33ZM219 48V49H218ZM221 48V49H220ZM241 50H240V49ZM248 48V49H247ZM250 48H252V49H250ZM10 49V50H9ZM86 49H88V50H86ZM225 49V50H224ZM244 49L249 53V54H251V55H255L256 57H257V61H255L256 60V57H252L251 55V57L249 56L248 57V53L246 52V51H244ZM250 49V50H249ZM255 49V50H254ZM257 49V50H256ZM9 50V51H8ZM232 50V51H231ZM249 50V51H248ZM260 50V51H259ZM261 50H263L262 51V53H261ZM17 51V52H16ZM20 51H22L21 52V55H20ZM225 51V52H224ZM227 51V52H226ZM33 52V54H31V53ZM38 52V53H37ZM41 52V53H40ZM88 52L87 53H85L84 55L86 56V55H88ZM212 52V53H211ZM217 52V53H216ZM229 52V53H228ZM239 54H238V53ZM245 52V53H244ZM255 52V54H253ZM258 52H260V53H258ZM12 55L11 57H10V54ZM25 53V54H24ZM34 53H37V54H34ZM40 53V54H39ZM60 54V55H58V54ZM243 55H241V54ZM18 54H19V56H18ZM28 54H29V56H28ZM40 55V57H38L37 58V55ZM51 54V55H50ZM53 54V55H52ZM152 54H157L156 52H154V53H152ZM151 54V55H152ZM215 54V55H214ZM258 54L259 55H261V56H258ZM25 55H27L26 57L28 58H26L25 57ZM36 55V56H35ZM44 55V56H43ZM62 55H63V58H62ZM214 55V56H213ZM246 55V56H245ZM31 56V57H30ZM166 56V55H165ZM167 56H168V64H170V65H168L167 67H166V65L167 64H165V63H167ZM166 57H164V56H158V60L161 62V64L160 65H162V67H163V65H165L163 68H162V70L164 69V68H166L165 70H163V71H161V70H158L157 72H156V75H157V77L160 79V81H167V79H168V74H171V72H172V70H170V69H173L174 68V64H175V60H174V58H173V60L171 61V58H172V56H169V55H167ZM239 56V57H238ZM17 59V58H24L23 60V63L22 64H24L25 63V61H26V64H25V66H23V67H25V69H24V71H23V67H22V69H20V70H18V68H17V66H16V63H15V58ZM36 57V58H35ZM45 57V58H44ZM47 57V58H46ZM51 57V58H50ZM60 57V58H59ZM164 57V58H163ZM245 58V59H243V60H241L242 58ZM246 57H248L247 59H246ZM261 57V58H260ZM13 58H14V60H13ZM39 58H41V59H39ZM42 58H44L45 60H42ZM48 58H50V60L48 61L47 59ZM64 58H65V60H64ZM170 58V59H169ZM254 58H255V60H254ZM260 58V59H259ZM2 59V60H1ZM9 59V60H8ZM33 59H36V60H33ZM62 59V60H61ZM258 59H259V61H258ZM64 60V61H63ZM222 60V62H220ZM238 60V61H237ZM244 60H245V62H244ZM247 60V61H246ZM248 60H249V62H248ZM250 60H254V62H252V61H250ZM260 60H261V65H262V67L259 69V67L261 66L260 65ZM2 61H3V63H2ZM11 61V62H10ZM33 61V62H32ZM45 61V62H44ZM62 61H63V63H62ZM175 61V62H174ZM213 61V62H212ZM215 61V62H214ZM235 61H237V63H242V67H240V66H238V65H240V64H235L236 62ZM239 61H241V62H239ZM245 63H243V62ZM30 63V65L31 66H29L28 67V65H29V63ZM59 62H61V63H59ZM66 62H67V64H66ZM170 62V63H169ZM174 64H173V63ZM212 62V63H211ZM246 62H248V63H246ZM253 64H255V65H252V63ZM258 62V63H257ZM40 63H42V65L40 64ZM55 63V64H54ZM57 63V64H56ZM249 63H251V65H252V67H251V65L249 64ZM257 63V64H256ZM6 64V65H5ZM9 64V65H8ZM40 66H39V65ZM47 64V65H46ZM49 64H50V68H48L49 67ZM65 64V65H64ZM246 64H247V66H246ZM249 64V65H248ZM212 65L214 66V68L212 67ZM233 65V66H232ZM234 65H235V68H234ZM236 65H237V67H236ZM258 65H260V66H258ZM26 66H27V69H26ZM34 66V67H33ZM37 66H39L41 69H39V67H37ZM41 66H43V67H41ZM223 66V67H222ZM225 66V67H224ZM233 67V69H236V70H232V67ZM253 66H254V68H256L257 66H258V68H257V70L255 69V70H253L254 68H253ZM256 66V67H255ZM4 67V68H3ZM9 67V68H8ZM12 67V68H11ZM14 67H15V69H14ZM31 67H33L32 69H31ZM44 67H45V70H47V69H49V71H47V73L44 75V77H43V75H41V76H39V73H35L34 71H32V70H35V68H36V70L35 71H41V72H43L42 70H44ZM61 68V70H59L60 68ZM67 67H69V66H67ZM214 69L213 70V74L214 75H216V76H212V78H215L218 82H220V85L222 86L223 84H225V85H223V88H224V86L227 88V90L224 88H222V87H220V85H219V83H217L216 82V80L215 79H213V80H215L214 81V83L213 82H211V81H213V80H210V79H212L211 78V76H210V71H212V68ZM227 67V68H226ZM229 67V68H228ZM231 67V68H230ZM239 67H240V69H242V70H240L239 69ZM247 67V68H246ZM53 68V69H52ZM16 69H17V71H16ZM52 70V72H51V70ZM54 69H56V70H59L60 71V73L61 74H63L62 75V77H61V74L60 73H56L57 71L56 70H54ZM221 69V70H220ZM237 69H239V70H237ZM245 69V70H244ZM66 70V71H65ZM169 70H170V73H169ZM219 70H220V73H219ZM223 70V71H222ZM248 70V71H247ZM259 70H260V72H262L260 75H263V76H258V73H260L259 72ZM58 71V72H59ZM65 71V72H64ZM167 71H168V73H167ZM218 71V72H217ZM227 71V72H226ZM229 71V72H228ZM234 71V72H233ZM235 71L240 75V76H235V75H238V74H235ZM242 71V72H241ZM246 71V72H245ZM16 72V73H15ZM18 72H20V73H18ZM249 72V73H248ZM254 74H253V73ZM258 72V73H257ZM15 73V74H14ZM18 73V74H17ZM22 73L24 74V75H22ZM65 73V74H64ZM164 73H165V76H164ZM167 73V74H166ZM233 73H234V75H233ZM246 73L248 74V76H249V74H250V76L249 77H246L247 75H246ZM36 74V75H35ZM52 74V75H51ZM54 74V75H53ZM59 74V75H58ZM211 74H212V72H211ZM227 74V75H226ZM19 75V76H18ZM22 75V76H21ZM51 75V76H50ZM65 75V76H64ZM67 75V76H66ZM227 76L226 78H224V76ZM229 75L231 76L230 77V79L231 78H233V79H235V77L237 78V77H241V80H242V82H243V84L239 81V79L240 78H237L238 79V81H237V79H235V81H237V82H235V81H232V83L233 82H235V85H234V83L232 84V83H230L231 82V80H229L228 78H229ZM232 75H233V77H232ZM246 75V76H245ZM257 75V76H256ZM11 76V77H10ZM56 76H58V77H56ZM64 76V77H63ZM160 76V77H159ZM163 76V77H162ZM199 76H200V81H199ZM218 76H219V78H218ZM223 76V77H222ZM244 76V77H243ZM19 78V80H17L18 78ZM38 78V79H40V80H38V79H35V78ZM41 77V78H40ZM50 77H53V79H51ZM202 77H205L204 79L202 78ZM221 77V78H220ZM243 77V78H242ZM43 78H47V80H45V79H43ZM49 78V79H48ZM55 78H60V80H56ZM63 78H65V81H63L62 79ZM167 78V79H166ZM183 78H186V77H183ZM182 78V80H185V79H183ZM206 78L209 80H207V82L208 83H206ZM218 78V79H217ZM246 79V82L247 83H250V84H246V82L245 81H243V80H245ZM248 78H249V81H248ZM262 80V81H259L260 79ZM55 79V80H54ZM3 81V83H2V81ZM6 80H7V82H6ZM12 80V81H11ZM14 80V81H13ZM16 80V81H15ZM25 80V81H24ZM29 80V81H28ZM44 80V81H43ZM53 80L56 82H54L53 83ZM222 80V81H221ZM9 81H11V83L12 84H15L14 85V87H10L9 85H11V84H9L10 82ZM46 81V82H45ZM52 81V82H51ZM165 81V82H166ZM197 81V82H196ZM224 81V82H223ZM251 81V82H250ZM256 81H258V83L256 84L255 82ZM9 82V83H8ZM42 82V83H41ZM45 82V83H44ZM47 82H49V83H47ZM60 82V83H59ZM196 84H195V83ZM205 82V83H204ZM223 84H222V83ZM245 82V83H244ZM263 83V85H262V83ZM62 83V84H61ZM102 83H104V81H102ZM185 84V85H183V84ZM236 83L238 84L237 86L238 87H236ZM240 83H241V85H240ZM254 85V84H256L255 86H252V84ZM20 84V85H19ZM54 86H53V85ZM207 84V85H206ZM210 84V85H209ZM212 84V85H211ZM217 86H216V85ZM6 85H8V86H6ZM18 85V86H17ZM22 85V86H21ZM179 85H181V86H179ZM178 86L180 87V89L182 88V89H185V87H183V86H186V80L185 81H182L181 82V84H179ZM215 85V86H214ZM231 86L230 88L232 89V87L233 86H235L236 87V93L238 94H236L233 90H235V87L231 90L232 92H234L235 93V95L236 96H234V93L232 94V92H231V94L229 93V92H226L225 94H223L225 91L224 90H226V91H230V88L228 89V87L227 86ZM233 85V86H232ZM245 85V86H244ZM248 87H247V86ZM250 85H251V88L252 89H250ZM259 87H258V86ZM11 86H13V85H11ZM21 86V87H20ZM24 86V87H23ZM34 86V87H33ZM51 86V87H50ZM62 87V89H60L61 87ZM204 86H213L212 88L210 87H204ZM219 86V87H218ZM261 86H263V87H261ZM9 87V88H8ZM16 87V88H15ZM54 87V88H53ZM58 87V88H57ZM79 86H77V87H75V89L76 88H78ZM175 87H177V85L176 84H174L172 87H171V90H173ZM195 87V88H194ZM216 87V88H215ZM239 87H240V90L241 91H239ZM241 87H243L244 89L242 90V88ZM246 87L248 88V90H246ZM253 87H256V88H253ZM57 88V89H56ZM85 87H79V89H77L76 90V92H80L79 94L78 93H76V92H74L76 95H78V99H80L81 97H82V95L86 92V89L87 88H85ZM105 87H103V89H104ZM213 88H215V89H213ZM237 88H238V90H237ZM259 88H263V90H261V89H259ZM8 89V90H7ZM11 89V90H10ZM19 90V92H18V90ZM34 89V90H33ZM48 89H49V91H48ZM53 89V90H52ZM181 89V90H182ZM209 89V90H208ZM212 89V90H211ZM255 91H254V90ZM256 89H258L259 91H261L260 93L256 90ZM24 90V91H23ZM45 90V91H44ZM58 90H62V91H58ZM249 90H250V92H249ZM39 91H42V92H39ZM47 91V92H46ZM51 91V92H50ZM183 91V90H182ZM195 91H197V92H195ZM221 91H223V92H221ZM244 91H248V92H245L244 93ZM256 92V93H253V92ZM21 92V93H20ZM29 92H31L30 94V96H28V94L27 93H29ZM33 92V93H32ZM83 94H82V93ZM200 92V93H199ZM210 92L208 93L209 94V96H211V94H210ZM238 92H240V94L241 95H244L243 97L245 98V99H243V100H246V101H248V102H245V104L244 103H242V102H244V101H242V99L240 98L241 97V95L238 93ZM254 94V96L256 95V97H254L253 95H251L252 93ZM258 92V93H257ZM25 93V94H24ZM49 93V94H48ZM55 93V94H54ZM58 93V94H57ZM200 95H199V94ZM247 93V95H250V98H249V96H246L245 94ZM263 93H264V91H263ZM21 94H22V96H21ZM74 94V95H75ZM202 94V95H201ZM232 95V97H235V98H233L234 99V101H233V99H232V97H231V99H230V97H227V96H229V95ZM12 95V96H11ZM35 95V96H34ZM58 95H60V96H58ZM80 95V96H79ZM214 95H212L213 97H207L208 95L206 94L205 95V97H203L202 99H205L206 97V99H207V101L205 102V100L204 101H201V100H199L200 102H199V105H201L202 106V102H205L204 104H206L208 101L210 102V100H208V99H215V97H214ZM222 95V96H221ZM225 95V96H224ZM257 95H258V97L259 98H261V99H259V101L257 100ZM32 96V97H31ZM55 96V97H54ZM218 96V97H217ZM237 96L239 97V98H237ZM247 98H246V97ZM253 96V97H252ZM20 97V98H19ZM28 97V98H27ZM29 97H31V98H29ZM53 97V98H52ZM56 97H58L57 99H56ZM219 97H221V98H219ZM242 97V98H243ZM252 97V98H251ZM27 98V99H26ZM36 98H39V99H36ZM200 98V97H199ZM253 98H254V100L256 99L257 101H255V102H257L256 104H255V102H254V100H253ZM40 99H41V101H40ZM44 99V100H43ZM48 99H50V100H48ZM57 100V102H56V100ZM213 99V100H214ZM217 99H216V102H217ZM226 99H228L227 101H229V99L231 100V102H232V104H228V102L226 103ZM241 99V100H240ZM252 99V100H251ZM263 99H264V97H263ZM43 100V101H42ZM55 100V101H54ZM235 100H237V101H239V102H236ZM252 102H251V101ZM28 101H30V102H28ZM38 101V102H37ZM242 101V102H241ZM31 102H33V103H31ZM54 102V103H53ZM209 102H208V104H209ZM250 102V103H249ZM254 102V103H253ZM30 104V106L28 105V104ZM47 105H46V104ZM51 103V104H50ZM57 103L59 104V105H61V106H59V105H57ZM67 103H69V104H67ZM235 103V104H234ZM242 103V104H241ZM249 104V106L251 105V103H252V106H254V107H252V106H250V107H252L251 109H250V107L248 106V104ZM263 103V104H262ZM38 104H39V106H38ZM44 104V105H43ZM208 104H206L205 105V107L207 106L208 107ZM234 104V105H233ZM238 104V105H237ZM240 104L242 105V107L240 106ZM258 104H259V106L261 107V108H258L257 106H258ZM16 105V106H15ZM28 105V106H27ZM33 105V106H32ZM56 105H57V107H56ZM257 105V106H256ZM17 106H19L20 107V109L17 107ZM47 106V107H46ZM51 106H53V108H51ZM58 106H59V109H57L58 108ZM231 106H233V107H231ZM249 108V110H248V108ZM256 106V107H255ZM30 107V108H29ZM39 107V110L37 109ZM41 107V108H40ZM42 107H45V108H42ZM64 109H63V108ZM67 107V108H66ZM203 107H204V105H203ZM247 109H246V108ZM0 108H1V102H0ZM61 108V109H60ZM69 108L71 109L70 111H68L69 110ZM103 108H107V106H105V107H103ZM234 108V109H233ZM19 109V110H18ZM47 109V110H46ZM48 109H50L49 111H48ZM56 109V110H55ZM75 111H74V110ZM243 109V110H242ZM245 109L246 110H248L249 111V113L250 114H248V113H245V112H248V111H245ZM256 109H257V112H256ZM258 109H262L261 111H260V114H262V115H258L259 114V112H258ZM17 110V111H16ZM55 110V111H54ZM61 111L60 113L58 112V111ZM64 110V111H63ZM241 110V111H240ZM251 110H252V112H253V117L252 116H248V115H251ZM10 111H11V113H10ZM18 111H19V113H18ZM53 111V112H52ZM73 111V113H71ZM103 112V113H100V112ZM105 111L107 112V114H108V116H107V114L105 113ZM220 111H222V114H227V112H228V116L230 117L231 115H232V117H237V118H232L231 119V117H230V119L227 117L226 119H225V117H223V116H225V115H222L221 113H220ZM231 111H232V113L235 115H233L232 113H231ZM256 113H255V112ZM14 112V113H13ZM45 112V113H44ZM51 113L52 112V114H50L49 115V113ZM67 112V113H66ZM70 112V114H68ZM235 112H236V114H235ZM3 115H7L6 116V118H4V116H2V114ZM5 113V114H4ZM7 113V114H6ZM48 113V114H47ZM60 114V115H58V114ZM245 113V114H244ZM53 114H56L57 116H53ZM62 114V115H61ZM98 114V115H97ZM100 114V115H99ZM111 114V115H110ZM257 114V115H256ZM10 116V119H9V116ZM19 115V116H18ZM67 117H66V116ZM68 115L70 116L71 115V117H69L68 118ZM73 115H74V118H73ZM77 116V119H76V116ZM97 115V116H96ZM104 115V116H103ZM113 115V116H112ZM221 115H222V117L223 118H221ZM255 115V116H254ZM14 116H15V120H16V122L14 121ZM16 116H17V118H16ZM48 116V117H47ZM63 116V117H62ZM64 116H65V119H64ZM107 116V117H106ZM210 117V119H209V117ZM259 117L260 119H262L263 118V122L262 121H260V119L259 118H257V119H259L258 121H257V119H255V117ZM20 117V118H19ZM52 117H55L56 118V121H57V119H58V123L60 122L59 120H61V122H62V124H60V127H62V128H60L59 127V124L58 123H56V121L54 120V118H52ZM58 117H60V118H58ZM91 117V118H90ZM99 117V118H98ZM103 119H102V118ZM104 117L106 118V119H104ZM112 117V119H110ZM205 117H207V118H205ZM215 117H217L218 119L216 120L215 119ZM244 117V118H243ZM251 117V118H250ZM12 118V119H11ZM67 118V119H66ZM72 118V121L70 120ZM78 118H80V119H78ZM86 118V119H85ZM87 118H88V121H86L87 120ZM90 118V119H89ZM95 118H97V119H95ZM100 118H101V120H100ZM204 118L205 119H207L208 121H210V122H204L203 123V120H204ZM36 119H38V120H36ZM93 119H95V121L93 120ZM99 119V121H97ZM222 120V123L221 124H219V121H221ZM227 120V121H229V122H225L226 123V125H225V123L223 124V122L225 121V120ZM238 119V120H237ZM243 119H244V121H243ZM7 121V122H4V121ZM12 121V122H10V121ZM18 120H19V122H18ZM33 120H36V121H33ZM44 120V121H43ZM64 120H66V121H68L67 123H65V121ZM70 120V121H69ZM90 120V121H89ZM106 120H108V121H106ZM213 120L215 121L216 120V122H213ZM231 120H232V122L234 123H232L231 122ZM236 120V121H235ZM3 121V122H2ZM53 121V122H52ZM74 121V122H73ZM91 121H92V123H91ZM194 121H196V122H194ZM199 121V122H198ZM202 123H201V122ZM204 121H206V120H204ZM213 122V124H214V127L217 125V127L219 128L220 126H222L221 128H219V130H220V132L219 133H217V130H212L213 128H212V126H213V124H211L212 122ZM239 121V122H238ZM254 121H257V123L255 124V122ZM21 122H22V124H21ZM46 122L50 125L51 123H52V126L50 125H46ZM76 122V123H75ZM99 122V123H98ZM197 125V127L198 128H200V129H198L197 127H196V125H194V123ZM217 122H218V124H217ZM242 122H245V123H242ZM6 123H7V125L8 126H10L9 128H11L10 130H8V127H7V125H6ZM8 123H10V124H8ZM13 123H14V125H13ZM63 123H64V125H74V128L76 129V131L80 134V135H78L77 136V134L78 133H76V134H74V135H76V136H73V134H70V136H71V138H70V136L68 135L69 134V132L67 131V127L65 126V128H64V125H63ZM74 123V124H73ZM94 123V124H93ZM101 123V124H100ZM103 123V124H102ZM207 123V124H206ZM215 123H216V125H215ZM253 123V124H252ZM262 123V124H261ZM17 124V125H16ZM45 124V125H44ZM54 124V125H53ZM90 125V127L88 126V125ZM201 124H202V126H201ZM223 124V125H222ZM242 124H243V128H241L242 127ZM249 124H252V125H249ZM255 124V125H254ZM260 124V125H259ZM5 125H6V127H5ZM23 125V126H22ZM57 125V126H56ZM62 125V126H61ZM68 125V126H69ZM77 127H76V126ZM85 125V126H84ZM91 125H92V127H94L95 125V127L94 128H92L91 127ZM194 125V126H193ZM207 125V126H206ZM226 126V127H223V126ZM248 126V129H247V126ZM256 125H258L257 127H256ZM1 126H2V128H1ZM13 126V127H12ZM14 126H17V127H14ZM19 126V127H18ZM29 126L31 127L30 128V130H29ZM46 126H48V127H46ZM56 126V130H55V128H53V127H55ZM84 126V127H83ZM86 126H87V128H89L90 129V131H89V129H87L86 128ZM99 126H101V127H99ZM232 126V127H231ZM252 126H254V127H252ZM261 126V127H260ZM33 127V128H32ZM40 129V128H43V129H49V130H55L54 132L52 131V133L54 134L55 132H57V131H59V132H57L56 134H55V136H54V138H56V139H54V143L52 144L53 146H55V148L52 146V148H50V149H48L47 150V152H51L52 154L51 155H53L54 154V152L56 151V153H55V155H53V157L54 156H57V157H60V156H62V157H60V158H57L58 160H60L61 158H64V159H62V161H64L65 160V158H66V160L68 159V157L67 156H75V158H74V156L73 157H69V159L71 158V160H72V163H74L76 160H77V158H76V156L79 158L78 159V162H75L73 165H75L76 163V165L77 166H79V167H76V165H75V169H72V168H74V167H72L71 168V166H70V162H71V160H67V161H65V162H67L66 164H65V162H63L62 163V161L60 160V162L68 169L69 167H70V169H68V171L69 172H67V173H71L70 175L72 176V177H70V176H68V177H70L69 179L70 180H74V182H72L71 181V184H67L66 182L64 183L63 181H64V179L66 180V178H67V180H68V177L66 176V175H69V174H67L66 172H64L65 170L67 171V169L62 165L61 166V164L59 163V161L58 160H56V158H55V162H54V165H53V163H51V162H53L54 161V159H53V157L50 155V154H48L47 153V156L46 157H48V155H50L49 157H50V159H51V161L49 162V163H51L50 165L48 164V162H46L48 165V170L50 171H48V170H46L47 168H45V171H48L49 172V176L52 174L51 172H53V171H55V173H56V170H57V164H56V162L58 161V163H59V168H58V170H57V173L56 174H58L59 172L58 171H60V170H63L64 168H65V170L64 171H60L61 173H60V175L62 174V177L63 176H66V177H64V178H60L59 176H57L54 172V174L57 176V177H59V178H57L56 176H54V175H51V176H53V180H52V177L50 178L49 176H47L46 178H45V176H46V174H43L45 171H44V169H41V168H39L38 166H39V164H40V162L42 161V156H45V155H43V154H46L44 151H43V149L40 147V146H38V144L35 142V145H32V146H27V144H26V147H27V149L28 150H23L22 149V147H20V145H22L23 147L25 146V144L24 143H26V141L29 139V137H31L33 134H34V131L37 129ZM58 127V128H57ZM80 127V128H79ZM195 127L198 129V130H200L199 132H201V134L199 133V132H196L197 131V129H195ZM205 127H206V129H205ZM211 127V128H210ZM249 127H251V128H249ZM13 128V129H12ZM15 128V129H14ZM17 128H20V129H18L17 130ZM65 130H64V129ZM78 128V129H77ZM100 128V129H99ZM203 128V129H202ZM210 128V129H209ZM216 128V127H215ZM225 128H226V130H225ZM256 128V129H255ZM260 129V133H259V129ZM26 129V132L24 133V130ZM59 129H61V130H59ZM85 129H87V130H85ZM92 129V130H91ZM96 129V130H95ZM245 129V130H244ZM253 130V131H251V132H249V130ZM85 130V131H84ZM97 130H99V131H97ZM202 130H204L203 132L205 133H203L202 132ZM208 130H211V131H208ZM218 130V131H219ZM222 130H223V132H222ZM30 131V132H29ZM33 131V132H32ZM214 131V132H213ZM225 131V132H224ZM237 131H238V133H237ZM14 132V133H13ZM64 132V133H63ZM97 132V134L95 135V133ZM129 132H131V131H129ZM128 132V137H129V140H137V136H136V134H135V132H134V134H133V132H131V134ZM209 132V133H208ZM212 132V133H211ZM7 133H9V136H8V134ZM17 133L19 134V135H17ZM20 133H22L21 135L23 136V138H21V135H20ZM28 133V134H27ZM86 133V134H85ZM214 133V134H213ZM224 133V134H223ZM228 133H230V134H228ZM234 133H236V134H234ZM6 134V135H5ZM10 134H14L15 135V137L14 136H12V135H10ZM30 134V135H29ZM83 134V135H82ZM92 134H94L93 136H92ZM216 134V135H215ZM217 134H218V136H217ZM220 134V135H219ZM221 134L223 135V136H221ZM226 134H228V135H226ZM231 134H233V135H231ZM240 134V135H239ZM60 135V136H59ZM63 136V138H62V136ZM66 135V136H65ZM81 135H82V137H81ZM213 135V137H211ZM245 135V136H244ZM251 135V136H250ZM2 136H4V137H2ZM65 136V137H64ZM69 138H68V137ZM91 138H90V137ZM215 136V137H214ZM225 136H226V138H225ZM227 136H228V139H232V141L234 142H229L230 140H226L227 139ZM236 136V137H235ZM260 136V137H259ZM11 138V141H13L12 143H11V141H10V138ZM16 137H17V139H16ZM81 137V138H80ZM88 137V138H87ZM224 137V138H223ZM234 139H233V138ZM259 137V139H257ZM5 138H7L8 139V141H7V139H5ZM68 138V139H67ZM82 139V141L84 142V140L86 141V142H84L83 144H80V147H82L81 145H83V148L84 149H82V148H80L79 147V145H77L76 143H75V141L73 140V139ZM95 138V139H94ZM98 139V144H97V142L95 141V140H97ZM133 138V139H132ZM136 138V139H135ZM215 138V139H214ZM261 138V139H260ZM5 139V140H4ZM22 139H23V141H22ZM59 139H62V140H59ZM94 139V140H93ZM219 139H220V141H219ZM55 140H56V142H55ZM58 140V141H57ZM64 140H66V141H64ZM73 140V141H72ZM92 140V141H91ZM100 140V141H99ZM216 140V141H215ZM224 140V141H223ZM236 140H239L238 142H236ZM250 141V140H252V142L251 143H255V144H257V145H255V144H251V145H253V147L251 148V146L250 147H248V145H250V143L248 142V141ZM3 141H5L4 143L6 144V146H5V144L3 143ZM15 141V142H14ZM19 141L21 142V144L19 145ZM62 143H61V142ZM68 141L69 142H72V143H70L69 145V147H68ZM93 143L92 145L89 143ZM24 142V143H23ZM64 142V143H63ZM95 142V143H94ZM222 142H224V143H222ZM226 142H228V143H226ZM246 142V143H245ZM11 145H10V144ZM23 143V144H22ZM59 143V144H58ZM74 143L76 144V147L78 148V150H76V152H80V153H76L75 152V148L76 147H73L74 146ZM85 143H87V144H85ZM235 143H240L241 145L240 146H238V145H236ZM4 144V145H3ZM8 144V145H7ZM63 144H64V146H63ZM71 144H73V145H71ZM85 144V145H84ZM88 144H90V145H88ZM96 144V145H95ZM215 146V147H217V149L213 146V145ZM224 144V145H223ZM225 144H227V145H225ZM234 144V145H233ZM246 146H245V145ZM258 144H259V146H261L260 147V152L258 151L259 150V148H258ZM12 145H14L13 147H12ZM15 145H17V146H15ZM57 145V146H56ZM218 145H219V147H218ZM221 145V146H220ZM231 145V146H230ZM11 146V147H10ZM60 146H61V148H60ZM66 146V147H65ZM71 146H72V148H71ZM87 148H85V147ZM89 146H91L90 148H88ZM99 146V147H98ZM126 146V144H124V147ZM226 146V147H225ZM235 146H236V148H239L238 150H237V152H239V153H236L235 151ZM2 147V148H1ZM6 147H7V150H6ZM15 147V148H14ZM26 147H24L25 149H26ZM39 147V148H38ZM65 147V148H64ZM93 147V148H92ZM96 147V149H94ZM98 147V148H97ZM222 147H223V149H222ZM224 147H225V150H227L228 151V149H229V151L227 152V151H224ZM230 147V148H229ZM241 147H246V150H247V153L245 152L246 150H242L243 148H241ZM255 147H257V148H255ZM8 148H11V150H9ZM17 148H18V150H19V155H21L20 157L21 158H19V159H21V161H19V159H18V157H19V155H18V153H17ZM21 148V149H20ZM69 148V149H68ZM76 148V149H77ZM231 148H233L232 150H234V155L236 156V157H238L239 158V156H237V154H239L240 155V157L241 156H243V157H241V158H239L240 159V167L241 168H239V164H238V162H236L237 160L235 159V162H234V158L233 157H235L234 155H232L233 154V151L231 150ZM235 148V149H234ZM251 150H250V149ZM13 149H15V150H17V151H14ZM31 149V150H30ZM37 151H36V150ZM41 149V150H40ZM57 149V150H56ZM60 149V150H59ZM63 149H66V151L65 150H63ZM254 149H255V151H254ZM257 149V150H256ZM262 149V150H261ZM30 150V151H29ZM33 150H34V152H33ZM60 151V153H58L59 151ZM71 150V151H70ZM84 150V151H83ZM21 151V152H20ZM22 151H23V153H22ZM40 151H42V153H40ZM69 151V152H68ZM243 151V152H242ZM27 152H30V153H32L33 154V156L35 157V156H37L36 158H37V162L35 161V158L34 157H26L27 159H25V155L27 156ZM36 152V153H35ZM38 152V153H37ZM65 152V153H64ZM223 152L225 153V152H227V153H225V154H227V155H229L230 154V156H227V155H225V154H223ZM229 152H231V153H229ZM241 152V153H240ZM245 152V153H244ZM250 152V153H249ZM251 152H252V154H251ZM255 152L256 153H258V155H259V157H261L260 159H262L261 161H260V159H256V157H257V154H255ZM24 154V155H22V154ZM40 153V154H39ZM60 154L59 156L58 155H56V154ZM64 153V154H63ZM70 153V154H69ZM75 153H76V155H75ZM242 153H244V154H247V156H249V157H247V156H245V155H242ZM250 155H249V154ZM37 154H39V155H37ZM73 154V155H72ZM110 154V155H109ZM12 155V156H11ZM17 155V156H16ZM41 155V156H40ZM64 155V156H63ZM67 155V156H66ZM214 155V156H213ZM252 155V156H251ZM38 156H40V157H42L41 159H39V157ZM82 156V157H81ZM109 156V157H108ZM113 156V157H112ZM216 156H217V158H216ZM224 156H227L229 159H227V157H224ZM233 156V157H232ZM15 159V160H13V158ZM46 157H44L43 158V160H44V162L43 163H45V161H49L50 159H47ZM81 157V158H80ZM104 157V158H105ZM235 157V158H236ZM246 157H247V162H246V160H245V162H243L244 160V158L246 159ZM258 157V158H259ZM45 158H46V160H45ZM83 158V159H82ZM215 158V159H214ZM219 158V159H218ZM222 158H223V162H222ZM224 158H225V161H224ZM233 159V161H231L232 159ZM237 158V159H238ZM16 159H18V160H16ZM23 159V160H22ZM40 160V162H39V160ZM114 159H116V160H114ZM210 159V160H209ZM213 159V160H212ZM217 159V160H216ZM221 159V160H220ZM12 160V161H11ZM27 160V161H26ZM30 160V161H29ZM216 160V162L215 163H212L213 161H215ZM227 160L228 161H230L231 162V164H230V162L228 163L227 162ZM241 160H243V161H241ZM249 160L251 161V162H249ZM24 161V162H23ZM74 161V162H73ZM82 161V162H81ZM239 161V160H238ZM256 161H258V167L260 168V170H257V166H254V164H257V163H255ZM15 164H14V163ZM18 162V163H17ZM22 162V163H21ZM33 162H35L34 163V165H33ZM80 162H81V164H80ZM202 162L204 163V162H206L207 163V165L204 163V164H202ZM221 162V163H220ZM226 162V163H225ZM24 163V164H23ZM38 163V164H37ZM45 163V164H46ZM68 163H69V167H68ZM71 163V164H72ZM209 163H211V164H209ZM223 163V164H222ZM245 163V164H244ZM262 163V164H261ZM14 166H13V165ZM21 164V165H20ZM31 164H32V166H31ZM112 164V165H111ZM124 164V165H123ZM216 164H218V166H216ZM227 164V165H226ZM237 164V165H236ZM242 164V165H241ZM23 165H25L24 167H22ZM67 165V166H66ZM80 165H81V170H79L80 169ZM207 166L208 168H206V167H204V166ZM208 165H210L211 167H213L214 169H216V170H214L213 168H211L210 166H208ZM221 165V166H220ZM236 165V166H235ZM244 165V166H243ZM249 166V167H252V168H249V167H246V166ZM250 165H252V166H250ZM260 165V166H259ZM18 166V167H17ZM45 165H43V167H44ZM47 166H45V167H47ZM51 166V167H50ZM198 166H202V167H204V168H202L201 167V169H200V171L201 172H199L198 170V174L196 173V168H198ZM214 166H216V168L214 167ZM224 166H225V170L223 169L224 168ZM228 166H229V169H228ZM232 166V168H230ZM233 166H235L234 167V169H233ZM238 166V167H237ZM54 167V168H53ZM56 167V168H55ZM86 169V170H84L83 171V169L84 168ZM123 167V168H122ZM209 167H210V169H211V171H210V169H209ZM255 167V168H254ZM263 167V168H262ZM18 168V169H17ZM24 168V170H22ZM38 168L41 170V171H43V173L42 172H40L39 170H38ZM53 168V169H52ZM78 168V169H77ZM218 168H219V171H218ZM247 169L246 170V172H245V174L243 173V171L245 170V169ZM252 169V170H249V169ZM19 169H20V171L22 172V171H24V174H22V173H20V171H19ZM56 169V170H55ZM116 169H118V171L116 170ZM206 169H208V170H206ZM220 169H222V171H224V172H226V173H224V172H222ZM242 169H244V170H242ZM253 169H255V170H253ZM72 170H73V172H76V173H78L77 175L78 176H80L78 179H76L78 176L76 175V173H74V175H75V177H74V175H73V172H72ZM206 170V171H205ZM213 170V171H212ZM240 170V171H239ZM261 170H263L262 172H261ZM19 171V172H18ZM103 171H105V172H103ZM208 171V172H207ZM214 171H216V172H214ZM221 171V172H220ZM236 171L238 172V174H236ZM242 171V172H241ZM252 171H254L255 173L253 174V172ZM0 172H2V170L0 171ZM82 172L84 173L83 175H82ZM86 172H88V173H86ZM89 172L91 173V174H93L94 172V174L92 175V177L93 176H96L95 178L96 179H94V177L92 178H90V176H91V174H89ZM107 172V173H106ZM203 172V173H202ZM206 172V173H205ZM211 172V173H210ZM231 174H230V173ZM235 172V173H234ZM240 172H241V174H240ZM251 172V173H250ZM42 173V174H41ZM66 173V174H65ZM100 174V175H96V174ZM110 173V174H109ZM209 173H210V175H209ZM229 173V174H228ZM0 174H2V173H0ZM22 174V175H21ZM65 174V175H64ZM86 174V175H85ZM88 174V175H87ZM103 174V175H102ZM105 174V175H104ZM108 174V175H107ZM200 174V175H199ZM204 174H208V175H204ZM225 174V176H226V178H225V176H224V178H223V175ZM244 174V175H243ZM101 175L104 177H101ZM241 175H243V176H241ZM252 175V176H251ZM24 176V177H23ZM84 176V177H83ZM99 176H100V178H99ZM109 176V177H108ZM209 176V177H208ZM230 176V177H229ZM231 176H232V178H231ZM235 176V177H234ZM244 176H245V178H248V179H245L244 178ZM28 179H27V178ZM36 177H38V178H36ZM85 177H86V180H88L89 178V180L90 181H92V182H94V184H91L92 182H90V183H88V181H85V182H87L86 183V185L85 186H83L84 184H85V182H82L84 179H85ZM98 177V178H97ZM106 177H108V178H106ZM205 177V178H204ZM234 177V178H233ZM26 178V179H25ZM48 178H50L51 179V183H50V181H49V179ZM55 178H57V179H55ZM80 178H82V179H80ZM101 178H103V180L104 181H102V179ZM111 178V179H110ZM202 179V180H200V179ZM208 178V179H207ZM213 178V179H212ZM237 178V179H236ZM253 178V179H252ZM35 179H37V180H35ZM40 181H39V180ZM59 179H63L62 181L61 180H59ZM82 180L81 182H79L80 180ZM110 179V180H109ZM212 179V180H211ZM223 179L225 180V181H223ZM227 179V180H226ZM235 180V183H234V180ZM240 179V180H239ZM243 179H245L246 181H247V184H248V182H249V184L248 185H252L251 187L249 186V188L250 189H252V190H250V189H248V185L243 181ZM262 179V180H261ZM57 180V181H56ZM59 180V181H58ZM79 180V181H78ZM97 180V182H100V183H98L99 185H97V183L95 182ZM98 180H100V181H98ZM107 180H108V182H107ZM206 180V181H205ZM229 180H231V181H229ZM249 180H253V181H249ZM255 180V181H254ZM257 180V181H256ZM258 180H260V182H258ZM38 181H39V183H38ZM48 181V182H47ZM53 181V182H52ZM54 181H55V183L56 182H62V184L64 183L65 184V186H64V184L62 185V186H60L59 187V185L61 184V182L60 183H56L57 185H58V187L60 188H58L59 189V191H61L62 192V194L63 195H67L68 194V196H65L66 197V201H65V198H64V200H62L63 199V197L61 196L62 194H60L59 192V195L56 193H54V197H53V199L51 200H49V205L52 207V208H50L49 207V205H45L44 207H43V209H42V212H41V209L39 208V210L40 211H38L37 209H38V207H39V205H40V202L42 201V199H43V196L45 195L44 194V190H46L47 188H48V186L50 185V187L48 188V189H50V188H52L53 186H55L56 184L54 183ZM77 181V182H76ZM198 181V182H199ZM228 183H227V182ZM240 181V182H239ZM241 181L243 182V183H241ZM38 183V185H37V188H35V186H36V184L35 183ZM41 182V183H40ZM46 182V183H45ZM68 182H70V181H68ZM224 182V183H223ZM225 182L228 184H225ZM237 182H239V183H241V184H238ZM254 182V183H253ZM256 182H258V184H261L260 186L256 183ZM46 185H45V184ZM72 183H74V184H72ZM77 183L82 187H79V185H77ZM81 183V184H80ZM83 183V184H82ZM212 183H214V184H212ZM223 183V184H222ZM251 183V184H250ZM256 183V184H255ZM1 184H2V186H1ZM42 184V185H41ZM52 184V185H51ZM54 184V185H53ZM66 184L68 185V187L66 186ZM76 184V185H75ZM87 184L89 185L88 187V189L89 190H91L93 187H95L96 188V186L95 185H97L98 187H97V189H92V190H94L92 193H91V191L90 192H88V193H90V194H88L87 193ZM101 184H103V185H101ZM105 184H107L106 186H105ZM219 184V185H218ZM233 184V185H232ZM234 184H235V186H234ZM242 184H244V185H242ZM253 184L255 185V186H253ZM40 185V186H39ZM57 185H56V188H57ZM72 187H71V186ZM75 185V186H74ZM94 185V186H93ZM227 185V186H226ZM232 185V186H231ZM240 185L241 186V188H240V186L238 187V186ZM39 186V187H38ZM74 186V187H73ZM78 186V187H77ZM102 186V187H101ZM105 186V187H104ZM228 186H229V188L231 189H229L228 188ZM235 187V189H236V191H237V194H235V195H233L234 193H236V191L234 190V187ZM242 186H243V190H242ZM32 187V188H31ZM46 187V188H45ZM66 187V188H65ZM76 187V188H75ZM92 187V188H91ZM109 187V189H107V188ZM233 187V188H232ZM246 187V188H245ZM252 187H254V189L252 188ZM5 188V187H4ZM67 188H70V195H69V193H66V192H68V190H67ZM80 190H79V189ZM83 188H85V190L83 189ZM100 188H102L101 190H100ZM106 190H105V189ZM226 188L228 189V190H226ZM240 188V189H239ZM258 188V189H257ZM260 188V189H259ZM263 188V189H262ZM41 189V190H40ZM61 189H63V190H65V191H63V190H61ZM83 189V192L81 191ZM87 189V190H86ZM217 189V190H216ZM224 189V190H223ZM34 190H37V192L36 191H34ZM39 190V191H38ZM74 190H78V192H77V195H76V197L75 198H80V199H78V200H81V197H83L82 195H84L86 198L85 199H88L89 198V195L90 196H92V195H94V196H92V197H90V199H88L87 201H84V200H81L80 201V203H81V205H83L82 207H84V208H80V206H78L77 205V199H75L74 198V200H76V201H74V200H72L73 199V197L75 196L73 193L75 192H73ZM88 190V191H89ZM98 191L97 193H96V191ZM109 191V193L108 192H105L104 193V191ZM222 190H223V192H222ZM229 190H230V193H231V195H229L228 197H231V198H228L227 199V196H226V198L224 197L225 196V194L226 195H228V192H229ZM238 190H242L241 191V193L242 192H244V194L242 193V195L240 194V192L238 191ZM246 190V191H245ZM256 191V192H254V191ZM27 193H26V192ZM41 191H42V193H41ZM73 193H72V192ZM79 191H81L82 193H84V194H82L81 192H79ZM228 191V192H227ZM234 191V192H233ZM252 191V192H251ZM28 192H30L29 193V195H28V198H27V195H25V193L26 194H28ZM32 192H33V195H31L32 194ZM36 194H35V193ZM38 192L40 193V196H41V201H39L40 199V196H39V194H38ZM64 192L66 193V194H64ZM75 192V193H76ZM86 192V193H85ZM246 192H247V194H246ZM253 192H254V194H253ZM82 194V195H79V194ZM102 193H104V194H102ZM112 193V194H111ZM125 193H127V192H125ZM217 193V194H216ZM220 193H221V195H220ZM223 193H225L224 194V196H222L223 195ZM229 193V194H230ZM241 195V196H239V194ZM250 193H252L251 195H249ZM255 193H256V196L259 198H253V196H255ZM0 194V195H1ZM35 194V195H34ZM43 194V195H42ZM92 194V195H91ZM110 194V195H109ZM17 195V196H16ZM22 196V197H19V196ZM33 196V198L31 197V196ZM37 195V196H36ZM57 195L59 196V197H57ZM73 196V197H71L70 198V196ZM88 195V196H87ZM111 197H113L114 199L113 200H115L112 204H114V205H112L110 202H112L113 200L111 199V198H109V196ZM237 195H238V197L239 198H237ZM246 195H249V196H247L248 198H250L251 197V199H250V201H248L249 199L248 198H246ZM79 196H81V197H79ZM221 196V197H220ZM245 196V197H244ZM260 196V197H259ZM4 197H6V198H4ZM17 197H19V198H17ZM27 198V200H28V202H27V200H26V202L24 201L26 198ZM67 197H68V199H67ZM88 197V198H87ZM109 198V199H107V198ZM127 197V198H126ZM224 197V198H223ZM236 197V198H235ZM21 198H24L23 200L21 199ZM29 198H31L32 199V201L29 199ZM35 198V199H34ZM58 198H60V199H57ZM243 198V199H242ZM246 198V199H245ZM261 198H263V199H261ZM8 199H9V201H8ZM56 199V200H55ZM83 199V198H82ZM230 199V200H229ZM232 199V200H231ZM240 199H242V201L240 200ZM253 199H255L254 201H255V203H256V205H254V202H251ZM12 200V201H11ZM31 201V203H29L30 201ZM35 200H37V203L38 204H36L35 202ZM71 200V205L69 204L70 201ZM107 200H109L110 202V204L112 205L111 206V210L109 209V205H108V201ZM112 200V201H111ZM5 201H8V202H5ZM33 201H35V202H33ZM53 201V203H51V202ZM60 201H62V203L63 204H66V206L65 207H63V204H62V207H61V203H60V206L59 205H57V203L59 204V202ZM73 201V202H72ZM90 201V202H89ZM124 201H126L125 203H123ZM228 201H230V203H232L231 205H229V207H228V205H226V204H230ZM232 201V202H231ZM239 201H241V202H244V204L243 203H240L239 204ZM33 202V203H32ZM65 202V203H64ZM68 204H67V203ZM82 202H89V203H82ZM127 202H129V203H132L133 204V206H132V204L130 205L129 203H127ZM133 202H135V203H133ZM226 202H228V203H226ZM233 202H234V204H233ZM246 202H248V203H246ZM250 202H251V204H250ZM79 203V202H78ZM80 203H79V205H80ZM252 203H253V205H252ZM35 206H34V205ZM126 204H128V205H130V206H128V207H125L126 206ZM236 204H239L241 207H242V204H243V207H244V211H243V209H241V207L239 206V205H237L236 206ZM250 204V205H249ZM259 204H260V206H259ZM31 205H33L34 207H32ZM68 205V206H67ZM119 205H122V206H119ZM123 205H125V206H123ZM234 205V206H233ZM263 207H262V206ZM21 206H22V208H21ZM48 206V207H47ZM70 206V207H69ZM78 206V207H77ZM86 206V207H85ZM119 206V207H118ZM238 206H239V210H238ZM248 207L249 209H247L246 207ZM259 206V207H258ZM16 207H18V208H16ZM20 207V208H19ZM25 207H27L28 208V210H26V208ZM37 209H36V208ZM66 207H68L67 209H65ZM77 207V208H76ZM114 207H116L117 209H120V210H116ZM126 209H125V208ZM133 207H135V208H133ZM231 207V208H230ZM232 207H234V208H232ZM236 207V208H235ZM32 208V209H31ZM80 208V209H79ZM113 208H114V210L115 211H112L113 210ZM133 210H132V209ZM255 208V209H254ZM45 209V210H44ZM78 209V210H77ZM83 209V210H82ZM123 211H122V210ZM131 209V210H130ZM231 209V210H230ZM245 209L246 210H250L249 212H247V211H245ZM257 209V211H254V210H256ZM22 212V213H24V214H20V211ZM37 210V211H36ZM44 210V211H43ZM80 210L82 211V214H81V212H80ZM132 211V212H130V211ZM226 210V211H227ZM235 210H237V211H235ZM241 210V211H240ZM252 210V211H251ZM261 211V214H260V211ZM16 211V212H15ZM19 211V212H18ZM27 213H29V214H27ZM30 211V212H29ZM110 211V213H108ZM112 211V212H111ZM117 211V212H116ZM118 211H119V213H121V216H119V214H117L118 213ZM129 211V212H128ZM133 211H135V212H133ZM242 211H243V214H242ZM35 212H37V213H35ZM114 212H116V213H114ZM236 212H238V213H236ZM255 212H256V214H255ZM258 212V213H257ZM25 213L27 214V216L25 215ZM30 213L32 214V216L30 215ZM114 213V214H113ZM128 213V214H127ZM246 213V214H245ZM249 213V214H248ZM37 214H38V216H37ZM112 216H111V215ZM117 214V215H116ZM125 214V215H124ZM242 214V215H241ZM248 214V215H247ZM14 215V216H13ZM25 215V216H24ZM36 215V216H35ZM116 215V216H119L120 217V219L122 220L121 222H119L118 223V221L120 220L119 219V217H117L118 219V221H116L115 219V217L114 216ZM123 215V216H122ZM10 216V215H9ZM41 216V218H39ZM125 216V217H124ZM130 218H129V217ZM258 216H260V217H258ZM18 217V218H17ZM32 218V219H30V218ZM113 217V218H112ZM34 218V219H33ZM82 218H84V217H82ZM115 218V219H114ZM125 219V222H124V219ZM127 218V219H126ZM134 218H136V220L134 221V222H136V224H139V226L141 227H139L138 225V227L134 224V222H133V220H134ZM251 218H252V220H251ZM259 218V219H258ZM130 219V220H129ZM131 219H132V222H131ZM27 220H28V222H27ZM31 220V221H30ZM113 220H114V223H112L113 222ZM126 220H128L129 222H127ZM22 221V222H21ZM34 221H36L35 223H34ZM256 221H257V223H256ZM23 222H25V223H23ZM38 222H40V223H42V225L41 224H39ZM138 222V223H137ZM28 223V224H27ZM125 223V226L123 225ZM133 223V226L131 225ZM255 223V224H254ZM35 224H36V226H35ZM89 224V223H88ZM116 224H118V225H116ZM127 224H129V225H127ZM261 226H260V225ZM29 225V226H28ZM107 225V224H106ZM121 225V226H120ZM23 226V227H22ZM109 226V225H108ZM123 226V227H122ZM217 226H219V228L217 227ZM256 226V227H255ZM259 226V227H258ZM28 227H30L31 228V230L28 228ZM36 227V228H35ZM106 227V228H105ZM118 227H120L119 229L116 228ZM130 228V230H128V228ZM143 227V228H142ZM223 227L225 228V230L223 231ZM261 227V228H260ZM263 227V228H262ZM23 228V229H22ZM112 228L114 229L115 228V232H116V234L117 235H119V236H117L116 234H115V232L112 230ZM123 230H125V231H123ZM131 228H134L132 231H133V233H134V236H133V233H132V231H131ZM137 228V229H136ZM259 228V229H258ZM26 229V230H25ZM78 230V233H77V230ZM80 229V230H79ZM86 232H84L83 230ZM94 229V230H93ZM228 229V230H227ZM232 229H234V230H232ZM261 229V230H260ZM28 230V231H27ZM98 231H96V233L97 232H99V229H97ZM101 230V229H100ZM111 230H112V232H111ZM121 230H122V232H121ZM135 230V231H134ZM138 230V231H137ZM235 230H236V232H235ZM47 231H51V228H47ZM85 234H88L86 237L87 238H85V236H83L84 235V233ZM117 231H120V232H117ZM142 231V232H141ZM144 231V232H143ZM263 231V232H262ZM27 232V233H26ZM82 232V233H81ZM102 232V233H101ZM104 232V233H103ZM125 232V234H123ZM138 232H141V234L140 233H138ZM231 232H233V234H231ZM76 233V234H75ZM80 233H81V235H80ZM90 233H92L91 235H90ZM106 233V234H105ZM114 233V234H113ZM121 233V234H120ZM126 233H131V238H133L134 240V242L133 243H131L130 241L132 240L131 238H130V236H128V235H130V234H126ZM137 233V234H136ZM236 234V236H239V238H237L236 236H235V234ZM136 234V235H135ZM140 234V236H138ZM228 234V235H227ZM230 234V235H229ZM242 235V236H240V235ZM108 235V237H106V239H105V236H107ZM120 235H121V238H120ZM227 235V236H226ZM73 236H71V238L73 237ZM92 236V237H91ZM104 236V237H103ZM113 236V237H112ZM124 236H125V238H127V239H125L124 238ZM127 236V237H126ZM139 238H138V237ZM230 236V237H229ZM84 237V238H83ZM118 237H119V241H118ZM135 237H137V238H135ZM2 238H3V236H2V234L0 233V240L2 241ZM90 238H91V240L92 239H94V241L92 240H90ZM106 240H104V239ZM107 238H110L109 240L107 239ZM124 238V239H123ZM128 238H130V239H128ZM237 238V239H236ZM244 238V239H243ZM73 239V238H72ZM80 239H81V242H78V240L80 241ZM88 239H89V241H88ZM118 242H116L115 240ZM138 239V240H137ZM142 239V241H141V243H139L140 242V240ZM261 239V240H260ZM84 240V241H83ZM115 241V242H111V241ZM127 242V240H128V242H127V244L125 243V245H123L124 244V242L125 241ZM233 240V241H234ZM238 240V241H237ZM0 241V242H1ZM86 241L88 242V244L86 243ZM123 241V242H122ZM247 241V242H246ZM260 241H262V242H260ZM91 242V243H90ZM93 242V243H92ZM105 242V243H104ZM235 242V241H234ZM235 242V243H236ZM244 242V243H243ZM253 242V243H252ZM83 243V244H82ZM106 243H107V246H106ZM113 243V244H112ZM115 243H117V245H118V247L120 248H118V247H116L115 245ZM130 243V244H129ZM246 243L248 244V246L246 245ZM77 244H79V245H77ZM88 245V246H90L91 245V247H89V249L88 248H83V247H86V245ZM90 244V245H89ZM94 244V245H93ZM109 244H111L112 246H110V248H109ZM136 244H138V247L140 246L141 248H138L137 247V245ZM256 244H258V245H256ZM262 246H261V245ZM76 245L78 246V247H80V248H78V247H76ZM96 245V247H94ZM130 245V246H129ZM133 245V246H132ZM136 245V247L134 248V246ZM248 248H250V249H247L245 246ZM74 246H72V247H74ZM83 246V247H82ZM87 246V247H88ZM121 246H122V248H121ZM123 246H125V247H123ZM133 247V249H132V247ZM143 246V247H142ZM251 246V247H250ZM253 246V247H252ZM116 249H115V248ZM128 247V248H127ZM262 247V248H261ZM246 248V249H245ZM262 250H261V249ZM81 251V252H78L79 250ZM83 249H85L86 250V252H85V250L83 251V252H85V254L87 253V255H84V254H82L83 252H82V250ZM102 249V250H101ZM106 249V250H107ZM119 249V250H118ZM138 250L139 249V251H138V253L140 252V254H137V253H134L133 252V250ZM75 250V251H74ZM100 250H101V252L103 253V256L101 255V252H100ZM114 250H117V251H114ZM143 250V251H142ZM254 250V251H253ZM258 250H260V251H258ZM73 251H74V253L75 254H73ZM254 252L253 254H251V252ZM89 252H91V253H89ZM92 252H94L93 253V255H92ZM114 252V253H113ZM118 253V254H115V253ZM132 252V253H131ZM135 252H137V251H135ZM145 252V254L143 255V253ZM257 252H258V255H257ZM259 252H261V253H259ZM78 253H81V254H78ZM108 253H109V255H112V257L111 256H109L108 255ZM124 253V252H123ZM129 253H130V255H129ZM147 253H148V255H147ZM167 253V254H166ZM94 254H96V255H94ZM105 254V255H104ZM136 254V255H135ZM169 254V256H168V258H166L167 257V255ZM98 255V259H97V256ZM99 255H101V257L99 256ZM109 257V258H106L107 256ZM135 255V256H134ZM138 255H139V257H138ZM166 255V256H165ZM257 255V256H256ZM87 256H89V258L87 257ZM133 256V257H132ZM142 256V257H141ZM145 256V257H144ZM147 256V257H146ZM83 257H85L84 258V260H82L83 259ZM94 257V258H93ZM105 257V258H104ZM111 257V258H110ZM122 257L124 258V259H122ZM130 257H132V259L130 258ZM166 259H165V258ZM246 257V258H245ZM252 257H253V259H252ZM74 258H76V259H74ZM77 258H80V263H79V259H77ZM82 258V259H81ZM99 258H100V260H99ZM146 258V259H145ZM148 258H150V259H148ZM153 260H152V259ZM170 258V259H169ZM246 260H245V259ZM259 258V259H258ZM261 258V259H260ZM91 259H93V260H95V259H97L96 260V262H94V261H92ZM106 259V260H105ZM119 259H118V261H119ZM122 259V260H121ZM135 259V260H134ZM136 259H140L139 261L138 260H136ZM159 259H160V261L161 260H163V261H159ZM171 259H172V261H171ZM85 260H87V261H85ZM102 260V261H101ZM108 260V261H107ZM127 260V261H126ZM130 260V261H129ZM147 261V263H146V261ZM165 260H166V262H165ZM239 260H240V262H239ZM14 261V262H13ZM77 261H76V263H77ZM157 261V262H156ZM167 261H169V262H167ZM0 264H11V263H13V264H19V262H17L16 260H10L9 259V262H6V263H3L2 262V259L0 260ZM89 262V263H90ZM101 262V263H100ZM106 262H105V264H106ZM156 262V263H155ZM263 262V263H262ZM75 263V262H74ZM87 263H83V264H87ZM88 263V264H89Z\"/></svg>","mask_w":264,"mask_h":264}]
</instances>
